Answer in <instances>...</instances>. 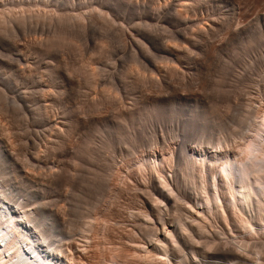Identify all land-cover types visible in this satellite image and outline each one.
Here are the masks:
<instances>
[{"label":"rangeland","instance_id":"rangeland-1","mask_svg":"<svg viewBox=\"0 0 264 264\" xmlns=\"http://www.w3.org/2000/svg\"><path fill=\"white\" fill-rule=\"evenodd\" d=\"M2 1H4L5 2V5L6 6H4L3 4H4V2H2ZM6 1H8V2H6ZM9 1H10V3H9ZM12 1L13 0H0V3H2V10L0 11V19L2 18L3 19V21H4V19H5V21H7V23L9 22L8 20H10V18H14L13 20H15V17L17 18H19V17H21V18H24L25 19V21H23L22 20V23L24 24L25 22H26V26H25V30H26V28L28 29V30H26L27 32H29L28 33V35L27 36H25L24 38H26V39H24L23 38V36H20V37H17V38H20L19 40H17V38L15 37L16 35L15 34H13V33H15L16 31H18V30H20V31H25V30H23L24 29V27L22 28L21 26L23 25L20 21H17L18 20V18L15 20V22H13V20H11V23L13 24V26L12 27H15L14 29L16 30H14V29H10V31L7 33V27H11V26H8L9 25V23L7 24V26L4 24H1V25H3L4 27L6 26V29L4 28V30L6 31V33L8 34H5L4 36H3V34H1L2 35V37H5V38H3V40H4V42L2 43V44H0V88H3V89H5V90H3L4 92H6L5 93V95L7 94V96L9 97V96H12L13 94H16V95H13L12 97L14 98V96H21L20 98H21V101H23L22 102V107L24 106L25 108V110H23V108H22V110L20 109L19 110V107H14V108H17L16 109V112L17 113H15L16 114V116H13L14 115V113H12L13 112V110H14V108H12V107H7V109H10L11 111H9L8 110V112H7V114L5 115V113H4V111H2V110H0V120L2 121H0V125H2V126H4L5 128H6V126H7V128L5 129V128H2V126L0 127V133H2V134H4V132L5 133H7V135L6 134H4L5 135V137H6V139H8V129L10 130V131H12L11 133H9L10 134V137H11V140H13L12 142L11 141H8L9 142V144L13 147V145L15 144L16 145V147L14 148L13 147V149L15 150V152H17L19 155L18 156H20V158H22L21 160H24L26 163L28 162L27 160H29V162L27 163V165H28V167H27V165L26 166H23V165H25L26 163L24 162V161H20L21 163L22 162H24V163H22V166L23 167H26V169L27 170H25V169H23V167L21 166V163L20 162H18V164L16 165V175H18V177H19V179H21L20 177H23L25 174H28V176H30V172H31V175L32 176H30V178L32 177V179L34 180V181H37V182H34L33 181V183H32V190L34 191V192H36L39 196H38V199L36 200V202H35V204L36 205H34V206H41L40 208H44V209H46V210H48V211H53V212H57V211H55V210H58L57 209V207H63V211H61L60 209V211L59 212H61L62 213V216H67V218H66V220H64V218L65 217H62V221H61V223L63 224H61L60 223V226H56L55 228H54V230L52 229V232L54 231L55 232V234H56V239L58 240V239H60V242H62L61 241V238H63V237H67L68 239H70L71 237H73L74 235L73 234H75V235H78V233H79V235L78 236H76V237H74L75 239H74V243H73V240H71L72 242H69V240H67L66 238V240L70 243V245H69V243L64 239V241H66L67 243H65V242H62V243H64V246L66 247V248H68V246H69V251H71L72 252V254H70L71 252H68V250H67V253H69L68 254V256H69V259L68 258H62V259H59L60 261H59V264H69L70 262H72V261H70V257L73 259V260H75V259H77V260H75V262H73V263H75V264H79L80 263V261H81V263L80 264H84V263H86V264H90V262H91V264L93 263V264H96L97 262H99V264L101 263V264H110V263H112V264H120V262H123L122 264H126V261H125V254L127 255V253H128V257L126 256V260L128 261V259L130 260H133L132 258H133V255L136 253L135 252V250L137 251V254H139L138 256H140L139 258H143V256L144 255H148V254H150V253H148L147 252V248L149 247L148 245H151L153 242L155 243V242H157V238L158 237H164L165 235H163L164 233V228L162 229V227L163 226H161V225H159V224H157V222H155L156 220L154 219V218H152L153 220H154V222L151 224V225H153V226H151L150 224H148L149 222H152V221H149L148 219H146V218H144L143 217V215H141L140 213L142 212V214L144 213L145 215H147V216H149L150 215V213H148V208H147V206H146V203L144 204V198H143V196H142V191L141 190H144V189H149L150 188V186H151V182H150V178H151V175L150 174H156L157 172H160L161 174H163L164 176H165V174H166V176H168V175H170V173L171 174H174V173H176V174H174L175 176H177V178H179L180 180H181V182H183L182 183V185H184V187H185V189H187L186 190V195L187 194H189V195H187V197H186V195L185 196H183V198L181 197L180 199L182 200H180V201H178L177 200V193H175V191H173L174 193H175V195L176 196H174V202L172 203V204H170V205H167L164 201H162L163 199L160 197V196H158V195H156V197L158 196V198L160 199H162L160 202L161 203H159V205H160V207L162 206V202L164 203V204H166V205H163L161 208H162V211H163V209H164V211H163V213H165V214H167V217L168 218H170V220L168 219V221H166V223L167 224H171V225H173L174 224V226H175V228L178 230V231H180V229H181V223H186L187 225L189 224V221L190 222H192V220H190V217L189 216H191V215H189V216H187L188 214H192V212H193V210H191L190 211V213L189 212H186V211H188L189 209H187V210H185V207H189V208H191L192 209V207H193V209H195V208H200L201 210H205L206 212H208L207 211V207L205 206V200H206V198H207V195H205L206 193H204V192H202L201 193V191L200 190H198L199 188H196L197 187V185L199 186L200 185V183H201V181H203L204 179L205 180H211L212 181V179L213 180H215L216 181V183L219 181V182H221V178L219 177V175H218V169H219V167H221V163H222V160H223V157L224 156H226L227 154H229V156L233 159V158H237V159H243L244 157H243V154L245 155V152L243 151V147H244V145L247 143V142H249L248 141V139L249 138H251L252 139V134L254 133L253 131H247V132H252V134H249V133H247L246 132V130L245 131H243V126L244 125H242V129L241 128H239L241 125L240 124H238V120H241L242 118H241V116H243V114L241 113V112H244V114H246L245 113V111H246V108H244L245 106H243L244 104H246V103H249L250 101H252L253 99V102H255V100L256 99H258L257 97L258 96H262L263 98H264V2L262 1V0H256V2H255V4L253 3V1L254 0H244V1H246V2H244L243 0H240V3L242 2V4H244V5H242V4H240L239 3V10H235V7L233 8V5L231 4V3H229L228 5H226L225 7H220L217 3L216 4H214V3H211L210 4V6L209 7H205L206 6V4H201V2L202 3H205L204 2V0H185V1H187V2H190L191 4L192 3H194V5L195 6H197L196 8H197V10H196V12H197V14L196 15H193V16H197V17H202L203 18V16H205L204 18V20L206 21H203V22H205V23H207V21L208 20H206V18H208V19H211V18H214L215 20H217V21H222L223 20V18H224V20H226V23H227V25H224L223 27H218V28H216V30L214 31V34H216L217 33V36L215 35H213L212 36V38H211V43L213 44L212 46H214V44H216L214 47H215V49L212 51H210V46H208V48L207 47H203V46H200V47H191V46H186V44H183V45H181L182 47L185 45L187 48L186 49H188V47L190 48V49H188V51H186L185 50V47L184 48H182V51L185 53V51L187 52V53H185V55L187 54H189L188 56L186 55L185 57L187 58H185L186 60V63L184 64V65H182V67H180V69L182 70L183 69V71L187 74V76H189V74H190V76H191V74L196 70V69H200V70H202L201 71V78H204V79H202V80H199L200 81V83L198 82H195V85L193 86V88L192 87H190L191 85H189V84H187V82H184L183 80H182V78H181V80L183 81V83H184V87L182 86L183 85V83H181L182 81H180V79H178V78H176V74H174V75H171L170 77H169V79H170V81L171 82H169L170 83V85L168 84V86H167V84H165L163 81H162V83L160 82H158V86H157V82H156V78H158V79H161L162 80V78H161V76L160 75H158V74H156V71H155V68H156V65H158V66H160V65H164L165 67H168L169 65V67H171L173 64L169 61V60H167L166 58H162V56L161 55H159L158 53H156L155 51H153V49H151V48H148L147 50H146V53L145 52H143L145 55L144 56H146L145 58H143L142 57V55H141V53L140 52H138V55L136 54L137 52L134 50V48L133 47H131L129 44H128V48H127V43H126V41L124 42V40H121V39H123L124 37H123V35L122 36H120L121 35V33L119 32V31H121L122 29H120V30H118V33H120L119 34V36H118V34L116 33V31H117V29H119V27H121L120 25H118V23L120 24V22L119 21H121L122 22V18H123V16H122V4L123 3H125V2H128V1H130V0H123V2H122V0H112V1H109V0H100V1H105V2H107L108 3V1H109V4H114V6L115 7H117L116 8V12L115 13H111V12H109V11H107V9H104V8H100V7H98V6H96V5H94V6H96V11L94 10V8L91 6V8H93V9H91V8H89L90 7V5H88L87 7H88V9H87V11L89 12V10H90V12L88 13L87 11V13L86 12H83L82 10V13H86V14H88V16H86V15H84L85 17H83V18H85V21H86V25H84V26H87L88 27V29L86 28V27H84L83 25H82V23L83 22H80L79 23V21H77L76 19H75V22H74V24L73 23H71L72 24V26L74 25L75 27H78V28H80V27H84V28H86L85 29V31L83 32V31H81V30H83L84 28H80L79 30H76L75 29V27L73 26V27H70L71 26V24H69V22H68V24H66L67 22L66 21H68V20H65V19H61V18H64V17H62L61 15H62V13H63V15L65 14V12H66V8H67V6H65V5H67V0H57L58 2H59V6H57L58 4H57V1H56V3L54 2V4H52V3H47L45 0H23L21 3L23 4H19V2L18 1H15V2H13L12 3ZM88 2L90 1V0H87ZM114 1V2H113ZM132 1H135V0H132ZM142 1V0H141ZM146 2H149V4L150 5H155L156 3H159V4H162L163 2H164V0H161V3L160 2H156L157 0H145ZM166 1V0H165ZM249 1V2H248ZM259 1V2H258ZM24 2V3H23ZM113 2V3H112ZM155 2V3H154ZM249 3V4H246V3ZM15 3V5H13ZM200 3V4H199ZM16 4H18V5H16ZM57 4V5H56ZM256 4H257V8L255 7L256 6ZM263 4V6L261 7V5ZM193 5V6H194ZM212 5V6H211ZM216 5H218V6H216ZM253 5H255V6H253ZM121 8H120V7ZM232 6V7H231ZM259 6H260V9H259ZM1 7H0V9H1ZM201 7H203V8H201ZM244 7V8H243ZM98 8H100V9H103V10H100V12H102V13H106L104 16L103 15H100V17L99 16H97L98 14H100L99 13V11H98V13H97V9ZM198 8H201V9H198ZM209 8V9H208ZM216 8V9H215ZM86 9H83L84 11L86 10ZM118 9V10H117ZM234 9V10H233ZM106 10V11H105ZM248 10V11H247ZM260 10V11H259ZM80 10H78L77 11V13L79 12H81ZM221 11H223V13L221 12ZM235 11L237 12H241L240 14H238V13H235ZM246 11V12H245ZM109 12V13H108ZM119 12V13H118ZM224 12H226V13H224ZM234 12V13H233ZM61 13V14H60ZM94 13V14H93ZM101 13V14H102ZM210 15H209V14ZM221 13H222V15H221ZM245 13V14H244ZM107 14L108 15H110V14H112V15H110L109 16V18H114V20H115V22L114 21H112V19H111V21L112 22H114L113 23V25H115V26H113V25H111L112 23H109V22H111L110 20H107V19H109V18H107L108 16H107ZM114 14V15H113ZM121 14V15H120ZM202 14H204L203 16H202ZM207 14H208V16H207ZM214 14V15H213ZM216 14V15H215ZM236 15L235 17H234V15ZM237 14H238V16H237ZM90 15H91V17H90ZM200 15V16H199ZM225 15V16H224ZM240 15H241V17H240ZM244 15V16H243ZM107 16V17H106ZM113 16V17H112ZM211 16H213V17H211ZM217 16V17H216ZM224 16V17H223ZM227 16V17H226ZM27 18V20H26V18ZM55 17V18H54ZM88 17H90L89 18V20H90V22H91V24L92 23H96V25H91V24H89V20H88ZM96 17V18H95ZM99 17V18H98ZM101 17H103V18H101ZM117 17V18H116ZM120 19H119V18ZM223 17V18H222ZM21 18H19L20 20H21ZM46 18V19H45ZM53 18V19H52ZM57 18V19H56ZM86 18H87V20H86ZM101 18V19H100ZM226 18H228V19H226ZM1 19V20H2ZM58 19H59V21H58ZM79 19H81V18H79ZM117 19V20H116ZM119 19V20H118ZM233 19H235V20H233ZM238 19V20H237ZM0 20V21H1ZM34 20V21H33ZM53 20V21H52ZM61 20H63V21H61ZM83 20V19H82ZM81 20V21H82ZM92 20V21H91ZM4 21V22H5ZM16 21L19 23L18 25H21L20 27H21V29L20 28H18L19 26H16ZM33 21V22H32ZM58 21V22H57ZM76 21H77V24H78V26H76L77 24H76ZM93 21H97V22H93ZM220 21V22H221ZM4 22H2V23H4ZM53 24H52V23ZM61 22V23H60ZM64 22H65V24H66V26H65V24H64ZM88 22V23H87ZM209 22V21H208ZM233 23V27H231L230 28V24H232ZM10 23V24H11ZM15 23V24H14ZM123 23H125L124 21L122 22V24ZM230 23V24H229ZM237 23V24H236ZM11 24V25H12ZM32 24V25H31ZM76 24V25H75ZM88 24V25H87ZM0 25V26H1ZM79 25H81L80 27H79ZM118 25V26H117ZM33 26V27H32ZM123 26H125V25H123ZM122 26V27H123ZM239 26V27H238ZM32 27V28H31ZM38 27V28H37ZM56 29H55V28ZM66 27V28H65ZM67 27H70L71 28V30H72V33L73 32H76V31H79V32H81V34L79 33L78 35H77V32H76V34L75 33H73L75 36H73L74 37V43H71V39H72V33H71V30H70V28H67ZM121 27V28H122ZM2 28V27H1ZM30 28V29H29ZM34 28V29H33ZM73 28H74V30H76V31H74L73 30ZM77 28V29H78ZM93 29V30H92ZM113 29V30H112ZM171 29V28H170ZM218 29V30H217ZM227 29V30H226ZM259 29V30H258ZM3 30V29H2ZM30 30V31H29ZM69 32H68V31ZM163 30V31H162ZM12 31V32H11ZM15 31V32H14ZM37 31V32H36ZM219 31V32H218ZM0 32H3V31H0ZM26 32V33H27ZM36 32V33H35ZM53 34H52V33ZM67 32V33H66ZM159 33H161V34H163L162 36H161V34H160V37L162 38L163 36L165 37H163L164 39V42H166L168 39H169V41H167V42H170L171 41V43L173 42V40L175 39V38H172L173 36H171L170 37V32H169V30L167 31V29H165V27H160V29H159V31H158ZM163 32V33H162ZM165 32V33H164ZM223 32V33H222ZM234 32V33H233ZM236 32H237V36L235 35L236 34ZM11 33V34H10ZM70 33V34H69ZM83 33H85V34H83ZM101 33V34H100ZM158 33V34H159ZM168 33H169V35H168ZM252 33V34H251ZM263 33V34H262ZM35 34V35H34ZM71 36V39L69 40V35ZM72 34V35H71ZM106 34V35H105ZM115 34V35H114ZM116 34H117V36H116ZM262 34V35H261ZM13 35V36H12ZM26 35V34H25ZM37 35V36H36ZM103 35V36H102ZM234 35V36H233ZM255 35V36H254ZM6 36H8L7 38H6ZM69 37V38H66V37ZM77 36V38H75ZM78 36H80V37H78ZM83 36V37H82ZM94 36V37H93ZM100 36V37H99ZM111 36V37H110ZM219 36V37H218ZM233 36V37H232ZM39 37V38H38ZM110 37V38H109ZM119 37H122L121 39L119 38ZM169 37V38H168ZM14 38H16V40H14ZM36 38V39H35ZM43 38V39H42ZM78 38H79V41L81 42H78ZM168 38V39H167ZM11 41H10V40ZM23 39V40H22ZM31 39H33V40H31ZM40 39V40H39ZM44 41V44H42V40ZM47 39H49V40H47ZM65 39V40H64ZM81 39V40H80ZM108 39V40H107ZM167 39V40H166ZM261 39H263V40H261ZM8 40V41H7ZM100 40V41H99ZM110 40V41H109ZM122 42H121V41ZM176 40H178L177 38H176ZM176 40H174V42L173 43H175L176 42ZM213 40V41H212ZM14 41V42H13ZM20 41V42H19ZM35 41H37L38 42V44H37V42L35 43ZM39 41H41V43H39ZM46 41V42H45ZM77 41V42H76ZM7 42V43H6ZM11 42V43H10ZM19 42V43H18ZM31 42H33V44L31 43ZM49 42V43H48ZM85 42V43H84ZM95 42V43H94ZM102 42V43H101ZM178 43H175V44H180V42H179V40L177 41ZM9 43V44H8ZM14 43H16V45H18L19 47H21V48H23V50H24V52L25 51H27V52H25L26 54L27 53H29V55H28V57H29V65L27 64L26 65V63H20V64H18L19 63V61H17L16 59V54H15V51H14ZM47 43V45H45ZM51 43V44H50ZM97 43V44H96ZM100 43L102 44L101 46H103V47H100ZM21 44H22V46H21ZM40 44H42V45H44L43 47L41 46L40 47ZM88 44V45H87ZM123 44V45H122ZM226 44V45H225ZM11 45H13V46H11ZM34 45H35V47H34ZM36 45H38V46H36ZM34 48H33V47ZM88 46H89V48H88ZM179 47H181L180 45H178ZM246 46H247V48H246ZM44 47H46V48H44ZM81 49H80V48ZM131 47V48H130ZM244 47V48H243ZM29 48V49H28ZM38 48V49H37ZM40 48V49H39ZM42 48H44V49H42ZM77 48V49H76ZM87 48V49H86ZM133 48V49H132ZM217 48H218V51H217ZM246 48V49H245ZM130 49H132V50H134V54H136V55H133V53H131V52H133V51H131ZM181 49V48H180ZM184 49V50H183ZM78 50H79V52H78ZM75 51V52H74ZM147 51L149 52V55H148V53H147ZM200 51V52H199ZM70 52V53H69ZM78 52V53H77ZM136 52V53H135ZM202 52H205L203 55H202ZM206 52L209 54V57H207L206 55H208V54H206ZM214 53V54H212V53ZM47 53V54H46ZM95 53V54H94ZM154 53L156 54L155 56H154ZM32 56H31V55ZM44 54V55H43ZM69 54V55H68ZM74 54V55H73ZM140 54V55H139ZM62 55V56H61ZM81 55H83V57L81 56ZM132 55V56H131ZM157 55H158V57H157ZM203 57H202V56ZM212 55V56H211ZM134 56V57H133ZM136 56V57H135ZM197 56H198V58H199V60H198V58H197ZM65 59H64V58ZM77 57V58H76ZM79 57V58H78ZM141 57V58H140ZM153 57V58H152ZM155 57V58H154ZM204 57H206V58H204ZM10 58H11V60H10ZM32 58V59H31ZM83 58V59H82ZM89 58V59H88ZM147 58V59H146ZM150 58V59H149ZM204 58V59H203ZM211 58V59H210ZM226 58V59H225ZM68 59V60H67ZM138 59V60H137ZM167 61H166V60ZM195 59H197V60H195ZM63 60V61H62ZM65 60H67L68 62H65V63H67L66 65H68L67 67H65L66 65H65V63H64V61ZM74 60V61H73ZM86 60H88L87 62H86ZM142 60H144V62L142 61ZM148 60V61H147ZM156 60H157V62H156ZM196 62H195V61ZM202 60H203V62H202ZM30 61H32L31 63H30ZM72 61V62H71ZM84 61V62H83ZM164 61L165 62H167V63H164ZM170 63H169V62ZM204 61L206 62V63H204ZM210 61V62H209ZM86 62V63H85ZM88 62L90 63L91 62V64H88ZM147 62V63H146ZM161 64H160V63ZM163 62V63H162ZM194 62V63H193ZM201 62V63H200ZM215 62V63H214ZM61 63V64H60ZM69 63V64H68ZM83 63H85V64H83ZM122 63V64H121ZM197 65H196V64ZM201 64V66H200V64ZM24 64V66H22ZM33 64V65H32ZM64 64V65H63ZM86 64H88L89 66H91L93 69H95L96 70V72L98 71V74H99V71H100V73H101V75H104V76H102V79L104 80V79H106V82H104L103 80H99L97 77H94V79H93V77L91 78V75L89 76V75H87L88 73L87 72H89L88 70H90L91 68L90 67H88V65L87 66H85ZM143 64V65H142ZM187 64V65H186ZM189 64V65H188ZM208 64V65H207ZM20 65V66H19ZM124 65V66H123ZM166 65H168V66H166ZM186 65V66H185ZM59 66H62V67H59ZM146 66V67H145ZM188 66V67H187ZM198 68H197V67ZM22 69H20V68ZM50 67V68H49ZM53 67H55V68H57V67H59L60 68V73H61V76H63V77H65V78H67L68 76V82L70 83H68L69 85H67V87L69 86V88H67L66 89V91H64L65 93H66V96H65V94H64V92L62 91V89H60L61 88V86H60V84L57 82H55V81H53V82H51V79H50V69H52ZM64 67V68H63ZM75 69H74V68ZM82 67H84V68H82ZM117 67V68H116ZM133 67H135V68H133ZM163 67V66H162ZM189 67H190V69H189ZM25 68V69H24ZM48 68V69H47ZM67 68H68V70H67ZM86 68H88V70L86 69ZM90 68V69H89ZM131 70H130V69ZM145 68V69H144ZM148 68V69H147ZM71 69H73V70H71ZM84 69H86V71L84 70ZM133 69V70H132ZM153 69H154V71H153ZM207 69V70H206ZM25 70V71H24ZM63 70V71H62ZM92 70V69H91ZM90 70V71H91ZM95 70H92V71H95ZM127 70V71H126ZM23 71V72H22ZM31 71V72H30ZM62 71V72H61ZM71 72V75H70V73L69 72ZM73 71V72H72ZM83 73H82V72ZM128 71H133L132 73H133V75L131 74V72H129L128 73ZM134 71H135V73H137V71L139 72V73H141V75L139 74V73H137V74H135L134 73ZM152 71V72H151ZM190 71V72H189ZM22 72V73H21ZM26 72V73H25ZM65 72H67V73H69V75H67L66 73L64 74ZM76 72V73H75ZM95 72V73H96ZM105 74H104V73ZM110 73V76H106V75H109L108 73ZM121 72V73H120ZM127 72V73H126ZM205 72V73H204ZM222 72V73H221ZM26 74V76H27V78H29L30 76V79H27V80H30V82H29V84H28V81H26L23 77H26V76H24L25 74ZM29 73V74H28ZM42 73V74H41ZM90 73H92V72H90ZM146 73V74H145ZM221 73V74H220ZM23 75L22 77H19V75ZM30 75L29 77H28V75ZM125 74H127L128 76H126ZM131 74V75H130ZM143 74V75H142ZM153 74V75H152ZM155 74H156V76L158 75V77H156L155 76ZM20 75V76H21ZM33 75V76H32ZM75 75H76V77H75ZM77 75H78V77H77ZM130 75V76H129ZM140 75V77H141V80H139L140 79V77L138 78V79H135V77H133V76H139ZM145 75H146V77H145ZM176 75V76H175ZM220 75V76H219ZM38 76V77H37ZM40 76H42V77H44L46 80H47V82L48 81H50V82H48L49 83V86L51 87V86H54V87H49V89H47V92L45 93V96H43V92H42V89H41V86L40 85H38L39 84V81L41 80V77ZM73 77L74 76V78H75V80H74V78H70V77ZM98 76V75H97ZM111 76H113L114 78V82H111V81H109V77H111ZM151 76V77H150ZM215 76V77H214ZM40 77V78H39ZM144 77H145V79H144ZM160 77V78H159ZM173 77H175V79H172ZM77 78H79L78 80H77ZM89 78V79H88ZM95 78H97V79H95ZM99 78H100V76H99ZM121 78V79H120ZM218 78H219V80H218ZM24 81H22V80ZM34 79V80H33ZM37 79L39 80V81H37ZM44 79V80H45ZM80 79L82 80V81H80ZM93 80V82H91L92 80ZM101 79V78H100ZM108 79V80H107ZM122 79H124V80H122ZM127 79V80H126ZM128 79H129V81H128ZM137 80V81H139L138 82V84H137V81H135V80ZM143 79H144V81H143ZM154 79H155V83H153V81H154ZM177 79V80H176ZM73 80V81H72ZM77 80V81H76ZM85 80V81H84ZM87 80V81H86ZM94 80H96V82L94 81ZM146 80V81H145ZM152 82H150V81ZM153 80V81H152ZM161 80H159V81H161ZM179 80V81H178ZM24 83H22V82ZM72 83H71V82ZM98 81V82H97ZM100 81V82H99ZM120 81V82H119ZM122 81V82H121ZM125 81V82H124ZM126 81L128 82V83H126ZM142 81V82H141ZM158 81V80H157ZM201 81H203V83L201 82ZM2 82V83H1ZM36 82H38V83H36ZM80 82V83H79ZM83 82V84H81ZM95 82V83H94ZM146 82H147V84H146ZM4 83V84H3ZM19 83V84H18ZM28 85H27V84ZM100 85H99V84ZM118 83V84H117ZM122 83V84H121ZM136 83V84H135ZM140 83V84H139ZM143 85H142V84ZM145 83V84H144ZM172 83H174V85L172 84ZM179 83V84H178ZM186 83V84H185ZM207 83V84H206ZM217 83V84H216ZM8 84V85H7ZM14 84V85H13ZM73 84V85H72ZM77 84H80V87L77 85ZM93 84V85H92ZM116 84V85H115ZM156 84V85H155ZM163 84V85H162ZM172 84V85H171ZM177 84V85H176ZM5 85V86H4ZM75 85V86H74ZM84 87H83V86ZM151 85H153V86H151ZM167 87H166V86ZM180 85V86H179ZM205 85V86H204ZM216 85V86H215ZM2 86V87H1ZM11 88H9V87ZM18 86V87H17ZM20 86V87H19ZM21 86H23V87H21ZM25 86V87H24ZM26 86H27V88H26ZM40 86V87H39ZM59 86H60V88H59ZM72 86V87H71ZM74 86V87H73ZM97 86V87H96ZM160 86V87H159ZM162 86V87H161ZM170 86V87H169ZM174 86V87H173ZM7 87V88H6ZM31 87V88H30ZM40 89H39V88ZM126 87V88H125ZM176 87H178V88H176ZM195 87V88H194ZM14 88V89H13ZM71 88H73V89H71ZM77 88H79V89H81L80 91H81V93H80V91L79 90H77ZM82 88H84V89H82ZM86 88V89H85ZM129 88H130V90H129ZM143 90H142V89ZM144 88H145V90H144ZM151 90V92H150V90ZM154 88V89H153ZM175 88V89H174ZM192 88V89H191ZM213 88V89H212ZM216 90H215V89ZM218 88V89H217ZM28 89V90H27ZM105 90V91H103V90ZM172 89V90H171ZM196 89V90H195ZM204 89V90H203ZM1 90V89H0ZM9 90V91H8ZM11 90H12V93H11ZM41 90V91H40ZM49 90V91H48ZM67 90L69 91V92H67ZM74 90V91H73ZM141 90L144 92H141ZM153 90V91H152ZM176 90V91H175ZM179 92H178V91ZM192 90H194V91H192ZM13 91H15V92H13ZM21 91H23V92H21ZM62 91V92H61ZM72 91L74 92V93H72ZM80 93V95H78L79 93ZM192 91V92H191ZM219 91V92H218ZM20 92V93H19ZM29 92V93H28ZM42 92V93H41ZM86 92V93H85ZM104 92V93H103ZM125 92V93H124ZM135 92V93H134ZM167 92V93H166ZM175 92H177V93H175ZM184 92V93H183ZM217 92V93H216ZM19 93V94H18ZM72 93V94H71ZM88 93V94H87ZM172 93V94H171ZM191 93H194L196 96H193L194 94H191ZM219 93V94H218ZM222 93V94H221ZM115 94V95H114ZM144 96H143V95ZM198 94V95H197ZM62 95H64V96H62ZM74 95V96H73ZM148 96V97H146V96ZM176 95V96H175ZM55 96V98H56V96L58 97L57 99H55L54 100V97ZM61 96V98L63 99H61V98H59ZM77 96V97H76ZM91 96V98H93L92 100H90L89 98H87V97H90ZM93 96H95V97H93ZM134 96V97H133ZM141 96H143V97H141ZM150 96V97H149ZM156 96V97H155ZM212 96H214V98L215 97H217V98H215V102L214 101H212L213 99V97ZM218 96H221V97H223V96H225V97H223L221 100H219L221 97H219L218 98ZM226 96H228L227 97V99H226ZM234 98H233V97ZM235 96H236V98H235ZM251 96V97H250ZM254 98H253V97ZM11 97V98H12ZM26 97H27V100H26ZM48 97V98H47ZM50 97V98H49ZM70 99H69V98ZM116 97V98H115ZM133 97V98H132ZM145 97V98H144ZM157 97H160V98H157ZM198 97V98H197ZM229 97H230V100H229ZM232 97V98H231ZM249 97L251 98V100L249 99ZM10 98V97H9ZM10 98V99H11ZM73 98V99H72ZM85 100H84V99ZM121 98H122V100H121ZM139 98L143 101V103H142V101H140L139 100ZM143 98L145 99V100H147L146 102H145V100H143ZM148 98V99H147ZM150 98V99H149ZM153 98V99H152ZM47 99L48 101H50V102H46V103H49L48 105V110H49V114L52 116L51 118H53L54 116H56L57 115V119L58 118H60V119H58L59 121H62V119H64V121L63 122H67V124H68V129L66 130V138H67V142L68 143H70V145H68V146H66L67 147V150L68 151H66V148L64 147V149H60V147H59V145H56V144H52V143H48L47 142V145L49 146V154H48V156L49 157H47V150H48V146H46V142L45 141H47L46 139H47V135H46V133H48V131L46 132V131H44V132H46V133H44L43 132V134H44V136H43V134H42V132H41V129L42 130H44V128L43 127H40L41 125L37 122L39 119H41L42 117V115H44V114H42V113H40L41 111L40 110H38L39 109V105L41 104V103H44V101ZM60 99V100H59ZM68 99V100H67ZM100 99V100H99ZM131 99V100H130ZM136 99V100H135ZM156 99V100H155ZM158 99V100H157ZM204 101H203V100ZM218 99V100H217ZM225 99L227 100V102L225 101ZM237 99V100H236ZM36 100V101H35ZM52 100V101H51ZM65 100V101H64ZM77 100V101H76ZM94 100V102H96L97 104H99L98 106V108L96 107L97 106V104H95V103H92V101ZM99 100V101H98ZM127 100V101H126ZM200 100V101H199ZM229 100V101H228ZM234 100L235 101H237V102H235L234 103ZM2 100H0V102H1ZM57 101V102H56ZM62 101V102H61ZM73 101V102H72ZM76 101V102H75ZM101 101V102H100ZM151 101H152V104H151ZM242 101V102H241ZM3 102V101H2ZM52 102V103H51ZM78 102V103H77ZM91 102V103H90ZM98 102H100L101 103V105H100V103H98ZM124 102V103H123ZM150 102V103H149ZM160 102V103H159ZM213 104L214 106H212L211 104ZM219 102V103H218ZM228 102L230 103V102H232L231 103V106L230 107H232V106H234V107H232V111H230L231 110V108L229 107L228 108V106L227 105H229L228 104ZM39 103V104H38ZM63 103V104H62ZM103 103H104V105H103ZM114 103V104H113ZM135 103V104H134ZM215 103H217V104H215ZM224 103H225V105L226 106H224ZM236 103H241V104H239V106L241 105V106H243V107H237V108H235L236 106H237V104ZM2 104H4V106H1V108L3 107L4 109L6 108V104H5V102H3V103H1L0 105H2ZM27 104H29L28 106H26ZM51 104H53V106L51 105ZM91 104H95L94 106L96 107V110L94 109L95 107H92V105ZM118 104V105H117ZM119 104H120V107L122 106L123 108L125 107V109L128 111H126L125 109H124V111H123V109L122 108H120L121 109V111H119L118 109V106H119ZM124 104H125V106H124ZM149 106H148V105ZM218 104H219V106H218ZM222 106H221V105ZM234 104H236V105H234ZM257 106H258V104H260V103H255ZM52 107H51V106ZM110 105V106H109ZM114 105H115V107H114ZM117 105V106H116ZM153 105V106H152ZM157 105H158V107H157ZM205 105V106H204ZM209 105V106H208ZM32 107V110L33 109H35L36 108V110L38 111H34L35 113L37 112L38 114H36V117H35V113L33 112V114H29V112L27 111V107L28 108H31ZM37 106V107H36ZM130 106V107H129ZM133 107V109H135L136 108V106L137 107H139V106H141V109H140V107L139 108H136L135 110H131V108ZM215 106H217V107H215ZM33 107H35V108H33ZM80 107V108H79ZM116 107L118 108V109H116ZM149 107H151V108H149ZM155 107V108H154ZM212 107V108H211ZM225 107V108H224ZM227 107V108H226ZM0 108V109H1ZM108 108V109H107ZM215 108V109H214ZM217 108V109H216ZM220 108V109H219ZM239 108V109H238ZM244 110H242V109ZM7 109H5V110H7ZM51 109H53V110H51ZM62 109V110H61ZM92 109V110H91ZM94 109V110H93ZM131 111H130V110ZM151 109H152V111H151ZM155 110V112H154V110ZM158 109H160V111L158 110ZM213 109V110H212ZM227 109V110H226ZM228 109H230L229 111V115H228ZM236 109H237V112H236ZM85 110V111H84ZM98 110H100L99 111V113L100 114H98ZM149 110L151 111V112H149ZM203 110H211V111H214V115H215V117L214 118H212V119H203L202 117H200L199 115H198V111H203ZM215 110H217V112L215 111ZM220 112H219V111ZM226 110V111H225ZM233 110H234V112H233ZM242 110V111H241ZM18 111H20V113L18 112ZM21 111H23V112H21ZM50 111H52V112H50ZM69 111V112H68ZM97 112V115H98V117H100V119H101V122H98V120H100L99 118H97V117H93L94 119H92V117L91 116H94L95 114H96V112ZM119 111V112H118ZM130 111V112H129ZM140 113V115L141 116H137L138 115V112ZM239 111V112H238ZM24 112H25V114L27 115V113L29 114V116H27V117H30V118H27L26 116H25V114H24ZM63 112H65V113H63ZM82 112V113H81ZM111 112V113H110ZM122 113L121 114V118L120 117H118V114L119 113ZM132 112H134V113H132ZM219 112V113H218ZM23 113V114H22ZM39 113H40V115H39ZM53 113V114H52ZM91 113V114H90ZM130 113H131V115H130ZM204 113V112H203ZM219 114V115H217V114ZM227 113V114H226ZM231 113V114H230ZM235 113H237V114H235ZM241 113L242 115H239V114ZM19 114V115H18ZM42 114V115H41ZM64 114V115H63ZM68 114V117L66 116ZM93 114V115H92ZM114 114V115H113ZM128 114V115H127ZM132 114H134V115H132ZM233 114H234V117H232L233 116ZM91 115V116H90ZM96 115V116H97ZM109 115V116H108ZM130 115V116H129ZM136 115V116H135ZM158 115V116H157ZM221 115H223L228 121H232L231 123H233L234 125H231L230 124V122L228 123L227 122V120L225 119V118H221V117H223V116H221ZM228 115V116H227ZM235 115H236V117H235ZM13 116V117H12ZM23 116H25L26 118H27V120H26V118L25 117H23ZM31 116H33V118L31 117ZM58 116H61V117H58ZM84 116V117H83ZM104 118H103V117ZM122 116H124V117H126L125 119L122 117ZM127 116H128V118H127ZM132 116V118H130ZM150 116H151V118H150ZM230 116V117H229ZM14 117H16V118H14ZM21 117H23L24 119L21 121ZM38 117V119H35V118H37ZM76 117V118H75ZM79 117V118H78ZM81 117H83V118H81ZM86 117L88 118V119H86ZM89 117H90V119H92V121L89 119ZM140 117H143V118H140ZM146 117V118H145ZM178 117V118H177ZM217 117V118H216ZM10 118V119H9ZM73 118V119H72ZM103 118V119H102ZM140 118V119H139ZM146 119V121H145V119ZM232 118V119H231ZM236 119V122H234L235 121V119ZM28 119L30 120V124L28 123ZM34 119H35V121H34ZM53 119H55V117L53 118ZM57 119H55V120H57ZM70 119V120H69ZM72 119V120H71ZM77 119H78V122H77ZM96 119V120H95ZM125 120V121H123V120ZM134 119V120H133ZM143 119H144V121H143ZM230 119V120H229ZM233 119H234V121H233ZM238 119V120H237ZM18 122H17V121ZM83 120V121H82ZM103 120V121H102ZM105 120V121H104ZM127 120V121H126ZM141 120V121H140ZM163 120V121H162ZM193 120V121H192ZM223 120H224V122L225 123H223ZM20 121V122H19ZM26 121V122H25ZM73 121V122H72ZM84 121H86L85 123L87 124H85V123H83ZM88 121V122H87ZM94 121H96V122H94ZM109 121H110V123H109ZM134 121V122H133ZM192 121V122H191ZM218 121H220L221 123H219ZM5 122V123H4ZM16 122H17V124H16ZM35 122V123H34ZM71 122V123H70ZM75 122V123H74ZM92 122V123H91ZM94 122V123H93ZM146 122V123H145ZM25 123V124H24ZM28 125H27V124ZM37 123V124H36ZM77 123V125H75ZM81 125H79V124ZM82 123V124H81ZM102 123V124H101ZM239 123H240V121H239ZM7 124V125H6ZM39 124V125H38ZM73 124V125H72ZM90 125V127L92 128V127H97L98 128V126L99 125H101V126H99V129H100V127L104 130H102V129H100L101 130V132H102V134L104 135V138L102 139L101 138V146L102 145H104V144H106V147L104 148V149H101L102 147L100 146V143L98 144L97 142H100V138H99V136H100V133L101 132H98V131H100L99 129H97V128H92V129H90V127H89V125ZM99 124V125H98ZM225 124V125H224ZM228 124H230V125H228ZM236 124V125H235ZM6 125V126H5ZM16 125V126H15ZM77 126V128H80V129H77L75 126ZM79 125V126H78ZM84 125H86V128L84 127ZM96 125V126H95ZM121 127H120V126ZM140 125V126H139ZM160 125H162V126H160ZM221 125H223V126H221ZM227 125V126H226ZM237 125H240L238 128L236 127ZM72 127V129H69V127ZM104 126V127H103ZM139 126V127H138ZM218 126L220 127V128H218ZM232 126H234L235 127V129L237 128V130L240 132V134H239V132L238 131H235L234 132V128H233V131H232ZM29 127V128H28ZM31 127V128H30ZM38 127H39V130H38ZM119 127V128H118ZM198 127V128H197ZM215 127H216V129L218 128V129H220V132L217 134V132L215 133L216 135H220V134H223V135H220L221 137L223 136V138L224 139H226L225 141L227 142V144H226V142L224 143V145H222V147H221V149L220 148H218V147H209L208 146V144H206V141H207V139H209V138H211L212 137V134L214 133V131H215ZM226 127V128H225ZM230 127H231V132L229 133V129H230ZM2 128V129H1ZM89 128V129H88ZM142 128V129H141ZM222 128V129H221ZM3 129H5V131L3 130ZM13 129V130H12ZM32 130L31 132H29V130ZM46 129V128H45ZM74 129V130H73ZM75 129H77V131L75 130ZM86 129H88L87 130V132L86 131H84V130H86ZM105 129H106V131H105ZM131 129V130H130ZM21 130V131H20ZM36 130V132L34 133V131ZM37 130H38V132H37ZM68 130H70L69 132H68ZM90 130H92V131H94L95 130V132H93L94 133V135H97L96 136V138L98 137V140L97 139H95V136H92V131H90ZM131 132H130V131ZM240 130H242L243 131V133H242V135H241V131ZM3 131V132H2ZM9 131V132H10ZM96 131L99 133V134H95L96 133ZM109 131V132H108ZM163 131V132H162ZM224 131V132H223ZM226 131H228V132H226ZM15 132H17L18 133V135H17V133H15ZM27 132V133H26ZM39 132H40V134H41V136L40 135H38L37 136V134L36 133H38L39 134ZM49 132H50V130H49ZM70 133L71 134V136L68 134V133ZM74 132V133H73ZM78 132V133H77ZM81 134H80V133ZM138 132V133H137ZM156 132V133H155ZM222 132V133H221ZM232 132H233V134H232ZM238 132V133H237ZM19 133H20V135H19ZM32 133V134H31ZM76 133V134H75ZM84 133H85V135H84ZM91 133V134H90ZM130 133V134H129ZM132 133V134H131ZM228 133V134H227ZM240 135L239 136V138H238V135ZM245 133H247V134H245ZM13 134H15L14 135V137H13ZM23 134V135H22ZM36 134V135H35ZM73 134L75 135L74 137H73ZM78 134V135H77ZM80 134V135H79ZM87 134H88V136H87ZM92 136H90V135ZM101 134V135H102ZM137 134V135H136ZM224 134H227V135H224ZM16 135H17V137L18 138H20V140L19 139H17L16 138ZM29 135V136H28ZM30 135H33V137L31 136V138H29L30 137ZM163 135V136H162ZM231 135H233V138H230V136ZM235 135V136H234ZM244 135V137H245V135H247L246 136V138H248L246 141H245V139L243 138V139H241L242 138V136ZM42 137V140L44 139V138H46V139H44L43 140V142H44V144H42V140L40 139V137ZM80 136H82V137H80ZM120 136V137H119ZM137 136V137H136ZM229 137L230 139H228L227 137ZM237 136V137H236ZM250 136V137H249ZM9 137V138H10ZM26 139H25V138ZM84 137H86L85 139H84V141H83V143H82V140H83V138ZM88 137H90V138H88ZM101 137V136H100ZM132 137V138H131ZM165 137L167 138V140L165 139ZM172 139H171V138ZM199 137V138H198ZM232 137V136H231ZM15 140H14V139ZM22 138H24V140L26 141H22ZM33 138H35L36 140H34ZM71 138H73V139H71ZM94 138V139H93ZM105 138H107V139H105ZM135 138V139H134ZM151 138V139H150ZM159 138V139H158ZM204 138V139H203ZM237 138V139H236ZM16 139L18 140V142L16 141ZM29 139V140H28ZM69 139H71V140H69ZM78 140V142H79V144H81V145H78L77 146V151L79 152V149L81 148V147H83V149L86 151V150H88L89 151V153H91L92 155H90V154H88V152H85L82 148H81V153L79 154L76 150H74V149H76V144L74 143V145L72 144L73 143V141L74 142H76V143H78L77 141H75V140ZM82 139V140H81ZM87 139V140H86ZM89 139H91V141H92V143H91V149H90V147L89 146H87L88 144H85V143H88V140ZM164 139V140H163ZM235 139V140H234ZM9 140V139H8ZM70 142H69V141ZM94 140H95V143H94ZM103 140L104 141H106V140H108V142L106 141L105 143H103ZM129 140V141H128ZM131 140V141H130ZM157 140V141H156ZM233 140V141H232ZM246 142H244V141ZM250 140V139H249ZM15 141V142H14ZM20 141H21V143L23 142H25V144H23V145H20ZM27 141H29L28 142V144H27V146L25 147L24 145H26V143H27ZM39 141V143H37ZM97 141V142H96ZM124 141V142H123ZM138 141V142H137ZM160 141V142H159ZM229 141V142H228ZM230 141H231V143H230ZM18 144H17V143ZM36 142V143H35ZM72 142V143H71ZM153 142V143H152ZM159 142V143H158ZM165 142L168 144H165ZM180 142V143H179ZM13 143V144H12ZM33 143H35L36 144V146L33 144ZM40 143H41V146H40ZM89 143V144H90ZM94 143V144H93ZM97 143V144H96ZM108 143H109V145H108ZM133 143V144H132ZM139 143V144H138ZM151 143H152V145H151ZM155 143V144H154ZM160 144L159 145V147H158V145L157 144ZM188 143V144H187ZM241 143V144H240ZM39 144V145H38ZM72 144V145H71ZM93 144V145H92ZM125 144V145H124ZM137 144V145H136ZM178 144H183V145H186V146H188V150H187V155H188V157L190 156L191 158L193 157V159H194V155H195V162H196V167H195V163H194V168H193V170H195L194 171V178H193V176L190 178L189 176H188V174H186L185 176H187V179L189 180H185L186 178H185V176H184V174L183 173H181L182 171H181V168H180V170L178 169L179 167H180V165H179V163H178V154H177V152L175 153V148H176V146L178 145ZM194 144V145H193ZM198 144V145H197ZM204 144V145H203ZM236 144H238V145H236ZM53 145H55L54 146V148H56V149H54V148H52L53 147ZM108 145V146H107ZM136 145V146H135ZM202 146V148L200 147V146ZM227 145H228V147H227ZM33 146H35V147H39V148H41V149H39L38 147H37V149H35V147H33ZM45 146V147H44ZM71 146V147H70ZM72 146L73 147H75V148H72ZM85 146V147H84ZM95 148H94V147ZM99 146V149L97 148V147ZM105 146V145H104ZM132 146V147H131ZM195 146V147H194ZM197 146V147H196ZM205 146V147H204ZM243 146V147H242ZM20 147V148H19ZM21 147H25V149L24 148H21ZM43 147V148H42ZM80 147V148H79ZM87 147H89L88 149H87ZM94 149H96L97 148V150H92L93 148ZM129 147V148H128ZM162 147V148H161ZM232 147V148H231ZM239 147V148H238ZM240 147H242V149H240ZM28 148V149H27ZM45 148V149H44ZM70 148H72V149H70ZM79 148V149H78ZM121 148H122V150H121ZM198 148V149H197ZM204 148V149H203ZM209 148V149H208ZM234 148V149H233ZM25 150L26 151V153L27 152H29L28 153V155H25L26 153H25V151H22V150ZM43 149V150H42ZM47 149V150H46ZM52 149V150H51ZM58 149V150H57ZM161 149H163V151L161 152ZM167 151H170V153L167 151H165V150ZM190 149V150H189ZM238 149V150H237ZM29 150H31V151H29ZM35 150H37L36 152H35ZM40 150V151H39ZM55 150H57L56 151V153H55ZM63 150H64V152L65 153H63ZM71 150H72V152H71ZM204 150V151H203ZM218 150V151H217ZM224 150V151H223ZM240 150H241V152H240ZM22 151V152H21ZM32 151L33 152H35V153H33V155H31V153H32ZM42 152V151H46V152H44V154L46 155V158L45 159H43L44 158V154H43V152L41 153V154H43V157H41V159H42V162H36L35 160H34V158H33V156L37 153V152ZM53 151V152H52ZM61 151H62V153H61ZM71 153H70V152ZM93 151V152H92ZM96 153H95V152ZM116 151V152H115ZM123 152V154H122V152ZM137 151V152H136ZM141 151H143V152H141ZM150 151V152H149ZM194 151V152H193ZM59 152V153H58ZM76 152V153H75ZM82 152L83 153H85V154H82ZM103 152V153H102ZM141 152V153H140ZM188 152L190 153V155L188 154ZM228 152V153H227ZM240 152V153H239ZM244 152V153H243ZM21 153V154H20ZM73 153H75V154H73ZM116 153V154H115ZM120 153V154H119ZM137 153V154H136ZM140 153V154H139ZM143 153H145V154H143ZM164 154V156L162 155L161 156V154ZM194 153V154H193ZM199 153L201 154V155H199ZM239 153V154H238ZM56 154V155H55ZM82 154V155H81ZM94 154V155H93ZM139 154V155H138ZM160 154V155H159ZM204 154V155H203ZM218 156H217V155ZM235 154V155H234ZM26 156V158H25V156ZM72 155V156H71ZM87 155V156H86ZM89 155V156H88ZM133 155H136V157H134L133 158ZM139 156V158H137L138 156ZM141 155H142V157H141ZM145 155V156H144ZM212 157H211V156ZM42 156V155H41ZM52 156V157H51ZM130 157V158H128V157ZM165 156H167V157H165ZM172 156V157H171ZM132 157V158H131ZM141 157V158H140ZM164 158V160H165V163H164V161H162V159ZM241 157V158H240ZM19 158V159H20ZM48 158V159H47ZM55 158L56 159H58L57 161L55 160ZM76 158V159H75ZM162 158V159H161ZM166 158V159H165ZM200 158V159H199ZM31 159V160H30ZM50 159V160H49ZM54 159V160H53ZM71 159V160H70ZM81 159V160H80ZM129 161H128V160ZM137 159V160H136ZM140 159V160H139ZM155 159H157V160H155ZM207 159V160H206ZM43 160H44V162H43ZM47 160V161H46ZM51 160H53V161H51ZM161 160V161H160ZM167 160V161H166ZM30 161H32V162H34L32 165H36V164H38L37 166L39 167L40 165V167H42L43 169H42V171L37 167V169H36V167H34V166H32V165H30L32 162H30ZM59 161H60V163H59ZM76 161V162H75ZM126 161V162H125ZM155 161V162H154ZM45 162H47L49 165L47 166V163H45ZM52 162H55V165H54V163H52ZM159 162V163H158ZM20 163V164H19ZM30 163V164H29ZM62 163V164H61ZM131 163V164H130ZM149 163V164H148ZM158 163V164H157ZM164 163V164H163ZM178 163V164H177ZM218 163V164H217ZM219 163H220V165H219ZM61 164V165H60ZM151 164V165H150ZM215 164V165H214ZM51 165V166H50ZM65 165V166H64ZM74 165V166H73ZM126 165V166H125ZM165 165V166H164ZM170 166V168H171V170L173 171H171L170 169H169V166ZM179 165V166H178ZM213 165V166H212ZM218 165V166H217ZM44 166V167H43ZM55 166V167H54ZM63 166H64V168H63ZM80 166V167H79ZM111 166V167H110ZM113 166V167H112ZM116 168H115V167ZM124 166V167H123ZM138 166H140V167H138ZM163 166V167H162ZM172 166V167H171ZM50 167H52V169L50 170V172H52L53 171V175L51 174L50 175V172H48L49 171V169H50ZM58 167V168H57ZM68 169H67V168ZM77 167H79L78 169H77ZM110 167V168H109ZM121 167V168H120ZM129 167V168H128ZM156 167V168H155ZM164 167H166L165 169H164ZM182 167V166H181ZM21 168H22V170H21ZM29 168V169H28ZM34 168V169H33ZM44 168H45V171H44ZM58 170L57 172H56V174H55V172H54V170L56 171V169ZM71 168V169H70ZM74 168V169H73ZM118 168V169H117ZM160 168V169H159ZM196 168V169H195ZM59 169H60V171H59ZM65 169H66V171H65ZM82 169V170H81ZM28 170H31L29 173L27 172ZM34 170H35V175L37 176V174H39L37 177H40L39 179L32 173V171L34 172ZM48 170V171H47ZM157 170V172H155V171ZM159 170V171H158ZM165 170H167V171H165ZM26 171V172H25ZM38 171V172H37ZM39 171H41L40 173H39ZM44 171V172H43ZM47 171V172H46ZM71 171L72 172H74V173H72V174H74L73 176V178H72V176L70 177V175H72L71 174ZM78 171V172H77ZM141 171V172H140ZM147 171V172H146ZM153 171H154V173H153ZM175 171V172H174ZM45 173V175L43 174V173ZM61 172V173H60ZM67 172V173H66ZM164 172V173H163ZM59 173V174H58ZM41 174H43L42 175V177H43V179H41ZM57 174H58V176H57ZM65 174V175H64ZM70 174V175H69ZM83 174V175H82ZM85 174H86V176L87 175H89V176H85ZM47 175V176H46ZM57 176V179H56V176ZM79 175H80V177H79ZM82 175V176H81ZM189 175H191V173H189ZM195 175H196V177H197V179H196V177H195ZM216 175V176H215ZM53 176V177H52ZM66 176H68V177H66ZM77 176V177H76ZM133 176V177H132ZM137 176V177H136ZM179 176V177H178ZM182 176V177H181ZM48 177V178H47ZM83 177L85 178V179H83ZM92 177V178H91ZM135 177V178H134ZM213 177V178H212ZM47 178V179H46ZM52 178V179H51ZM79 178V179H78ZM89 178V179H88ZM111 178V179H110ZM202 178H203V180H202ZM44 179H45V181H44ZM68 179H70V180H68ZM72 179V180H71ZM73 179H76V180H73ZM183 179V180H182ZM193 180V181H191V180ZM195 179H196V183H194L195 182ZM41 180H42V183H40L41 182ZM48 180V181H47ZM53 180V181H52ZM89 180H90V184L89 183H86L87 181L89 182ZM93 180V181H92ZM96 180H98V181H96ZM110 180V181H109ZM218 180V181H217ZM22 181V180H21ZM49 181H51V182H49ZM55 181V182H54ZM57 181V182H56ZM72 181V182H71ZM78 181V182H77ZM81 183H80V182ZM99 181H102V182H99ZM107 181H109L108 183H107ZM119 181V182H118ZM187 181L189 182L188 184H187ZM43 182H46V185L49 187H46V185H45V183H43ZM47 182H48V184H47ZM53 182V183H52ZM84 182V183H83ZM95 182H96V184H95ZM98 182V183H97ZM190 182H192V183H190ZM37 183H39V184H37ZM49 183H51V185L49 184ZM56 183V184H55ZM69 183V184H68ZM71 183V184H70ZM103 183V184H102ZM127 183V184H126ZM44 186H43V185ZM75 184V185H74ZM78 184V185H77ZM89 184V185H88ZM92 184V185H91ZM113 184V185H112ZM189 184H190V186H189ZM50 185V186H49ZM74 185V186H73ZM105 185V186H104ZM116 185V186H115ZM187 185H188V187H187ZM194 185H196V186H194ZM41 186V187H40ZM194 186V187H193ZM142 187V188H141ZM149 187V188H148ZM39 188V189H38ZM105 188V189H104ZM110 188V189H109ZM112 188V189H111ZM141 190H140V189ZM198 190H196V189ZM220 188H221V195H222V198H223V201H225V198L226 197H228V193H227V191H226V188L224 187V185H223V183L221 184L220 183ZM42 189V190H41ZM48 189H50V190H48ZM66 189V190H65ZM107 189H109V190H107ZM139 190V192L137 191V190ZM39 190V191H38ZM82 190V191H81ZM190 190H191V192L192 191H197L198 192V200H197V202H196V198L194 199V198H189L190 197ZM46 191V192H45ZM98 191V192H97ZM199 191H200V193H199ZM225 191V192H224ZM141 192V193H140ZM168 192V191H167ZM44 193V194H43ZM46 193V194H45ZM49 193H50V195H49ZM78 194L80 195V197L78 196ZM201 194V195H200ZM48 195V196H47ZM75 195V196H74ZM91 195V196H90ZM171 195H174V194H172L171 193ZM76 197V198H74V197ZM85 196V197H84ZM100 196V197H99ZM140 196V197H139ZM206 196V198H204ZM49 197H50V200H49ZM175 197H176V199H175ZM186 197V198H185ZM63 198V199H62ZM68 198H69V200H68ZM71 198V199H70ZM85 198V199H84ZM98 198V199H97ZM155 198V195H154V197L153 198H151V200L153 201V199ZM158 198H156V200L158 199ZM159 199L157 200V201H159ZM205 199V200H204ZM46 200V201H45ZM56 200V201H55ZM71 200V201H70ZM73 200V201H72ZM155 199H154V201H156ZM175 200L176 201H178V203L177 202H175ZM204 200V201H203ZM226 200H227V198H226ZM32 201V200H31ZM39 201V202H38ZM51 201H53L54 203H52ZM70 201V202H69ZM75 201V202H74ZM154 201L152 202V203H154ZM156 201V203H158ZM48 202V203H47ZM50 202H51V204H50ZM179 202H180V204L181 205H184V204H186L185 206H184V208H183V206H178V204H179ZM39 203H41V204H39ZM43 203V204H42ZM56 203V204H55ZM184 203V204H183ZM225 203V202H224ZM55 204V205H54ZM70 204H71V206H70ZM190 206H189V205ZM200 204V205H199ZM204 204V205H203ZM45 205V206H44ZM86 205V206H85ZM173 205H174V207H173ZM202 205V206H201ZM53 206V207H52ZM65 206V207H64ZM69 206V207H68ZM79 208H78V207ZM83 208H81V207ZM88 206V207H87ZM52 207V208H51ZM71 207V208H70ZM167 207H168V209H167ZM173 207V208H172ZM178 207V208H177ZM180 207H182V210L180 209ZM56 208V209H55ZM176 208V209H175ZM51 209H53V210H51ZM65 209V210H64ZM66 209H68V210H66ZM166 209H167V211H166ZM185 211H184V210ZM70 210V211H69ZM74 210V211H73ZM88 210V211H87ZM140 210H141V212H140ZM64 211H65V213H64ZM66 211H68V212H66ZM84 211V212H83ZM98 211V212H97ZM182 211H184V213L186 214V217H188V222L186 221V219H182L181 220V218H183V217H185V214H183V213H181L180 214V212H182ZM231 211H233V210H231ZM92 212V213H91ZM169 212V213H168ZM237 212V211H236ZM235 212V213H236ZM64 213V214H63ZM101 213V214H100ZM136 213H139V214H136ZM69 214V215H68ZM89 214H91L90 215V217H89ZM96 214V215H95ZM98 214V215H97ZM179 214V215H178ZM231 214V213H230ZM237 214V215H236ZM235 215L236 216H238L239 218L241 217V215L237 212ZM104 216L105 217V219L102 217V219H101V217L100 216ZM138 215H141L140 217L138 216ZM144 215V216H145ZM183 217H182V216ZM240 215V216H239ZM97 216V218L98 219H94V217H96ZM146 216V217H147ZM151 216V215H150ZM150 216L149 217H147V218H149L150 220H151V218H150ZM181 216V218H178V219H180V222L178 221V219H177V217H180ZM70 217V218H69ZM81 217V218H80ZM138 217H139V219H142V217H143V219L142 220H139L138 219ZM237 217V218H238ZM89 218V219H88ZM93 220H92V219ZM144 219H146V220H148V221H145ZM215 219H216V217L214 218V221H215ZM74 220V221H73ZM92 220V221H91ZM98 220V221H97ZM103 222H102V221ZM139 220V221H138ZM144 220V221H143ZM185 220V221H184ZM218 220V219H217ZM215 221V222H218V221ZM64 221V222H63ZM72 221V222H71ZM96 221V222H95ZM99 221L101 222V223H99ZM111 221V222H110ZM129 221V222H128ZM89 222H91L89 225H88V223ZM137 222V223H136ZM138 222H139V224L141 223L142 225H143V227H145L144 226V224L143 223H145L146 224V222H148L147 224L149 225V227L151 226V228L152 227H154V228H156V227H158V229H159V231H157L158 229H154V234H152L151 232H152V229L150 228V230H149V227H148V231L150 232V234L149 233H146L145 232V228L147 229V227H145V228H143L142 229V232L139 230V228L141 227L142 228V225L140 226V225H137V227L135 228V226H136V224H138ZM68 223V224H67ZM72 223V224H71ZM85 223V224H84ZM94 223V224H93ZM104 223V224H103ZM132 223V224H131ZM135 223V224H134ZM154 223L156 224L155 226H154ZM222 222H219L218 224L220 225ZM69 225V226H74L75 228L79 225V228H76V229H78V231L77 232H75L74 231V229L75 228H71L70 229V227L69 226H66V225ZM109 224V225H108ZM214 224H217V223H214ZM222 224H224V223H222ZM221 224V225H222ZM67 227V228H65V226ZM88 225V226H87ZM96 225V226H95ZM134 225V226H133ZM147 225V226H148ZM190 225H192V224H189L188 226H190ZM228 225V224H227ZM231 225V224H230ZM234 225V224H233ZM233 225H231V228L233 229V231H234V233H230L229 232V234L231 235V234H238V237H239V240H240V244H239V240L238 241H235L237 244H238V246H237V244H235V248L237 247V249L239 250V251H241L242 253H243V255H244V257H243V260H242V263H244V264H251V263H253L254 262V264H257L256 262H258L259 263V260L260 259H258V258H261V257H259V256H261V252L260 253H257L256 252V250H255V254L254 253H251L250 252V250H253V249H255V248H253L254 247V245H255V243L256 242H253V241H249V233L246 231V230H243V229H239V228H236L235 227V225L233 226ZM61 226H63V227H61ZM81 226V227H80ZM89 226H93V227H91V229L89 228ZM98 226V227H97ZM107 226V227H106ZM138 226H140L139 228H138ZM233 226V227H232ZM60 229H59V228ZM96 227V228H95ZM229 227V228H228ZM62 228V229H61ZM80 228H82V229H84V230H87L88 232H82L83 230L81 229L80 230ZM88 228V229H87ZM231 228H230V226H227V230L228 229H230V231L232 232V230H231ZM63 229H65V230H63ZM93 229V230H92ZM161 229V230H160ZM63 230V231H62ZM67 230H71V231H74L75 233H73V234H70L71 233V231L69 232V234L70 235H68L67 233H68V231ZM97 230V231H96ZM190 230H191V232H190ZM189 230V232L190 233H194L193 234V236H194V240L196 241H192L193 243H189L188 242V244L187 243H185V244H183V243H181L180 241H179V239H178V237H176L177 236V234H176V232L175 233H173V234H171V237H172V239L174 238L173 236H174V234H175V237L177 238H174V239H176V240H174L173 239V241H171L172 239H171V237H170V239L168 238L167 239V242H168V240H169V242H168V245H170L169 247L171 248H175V249H177L179 252H181V258L180 259H182L183 258V260H185V258H190V259H193V258H195V257H197V255L198 254H195V255H193V256H195V257H193L192 256V254H194V253H191L192 252V250H191V248L194 246V247H196L197 245V248L199 249V251L200 250H202L200 253H199V255H198V257H197V261H198V259H200V261H206V260H208V261H206L205 263H200V264H215L216 262L217 263H220V264H234L233 262V260H231V259H227V257L226 256H222V255H219L218 253H215V251L214 250H210V249H212V248H210L208 251H206L207 249V247H205L204 246V244H203V242H204V240L202 239H200L199 237H197L196 236V234H197V232H194V230H193V232H192V229H190ZM212 230V229H211ZM213 230H215V229H213ZM61 231V232H60ZM64 231H67V232H64ZM136 231V232H135ZM140 231V232H139ZM147 231V230H146ZM147 231V232H148ZM161 231V232H160ZM196 231V230H195ZM100 232V233H99ZM144 232V233H143ZM157 232V233H156ZM159 232V233H158ZM188 231L186 232V233H188V234H190ZM226 232V231H225ZM228 232V231H227ZM226 232V233H227ZM62 233V234H61ZM64 233V234H63ZM82 233V234H81ZM85 234H87L86 235V237H85ZM152 234V235H151ZM157 234H159V235H157ZM161 234V235H160ZM187 234V235H188ZM212 234H213V231H212ZM215 234V233H214ZM214 234L212 235L213 236V238H214ZM240 234V235H239ZM63 235V236H62ZM72 235V236H71ZM81 235H83V237L81 236ZM90 235V236H89ZM96 235V236H95ZM148 235H150V236H148ZM173 235V236H172ZM230 235H223V236H225V237H221V235H218V236H220L219 238L217 237V236H215V240L216 239H221V240H223L224 238L226 239V238H228V237H230ZM251 235V234H250ZM62 236V237H61ZM70 236V237H69ZM80 236V237H79ZM93 236H95V237H93ZM135 236V237H134ZM151 236H152V238L154 239L153 240V242L151 243V244H149L151 241H152V239H151ZM210 236H211V234H210ZM212 236H211V238H212ZM226 236H228V237H226ZM241 236H242V238L243 239H241ZM244 236V237H243ZM156 237V238H155ZM168 237V236H167ZM217 237V238H216ZM247 239H246V238ZM78 238V239H77ZM133 238H134V240H133ZM245 238V239H244ZM55 239V238H54ZM72 239V238H71ZM85 239V240H84ZM131 239V242H132V240H133V242L135 243V245H134V243L132 244L131 242H129V240ZM150 239H151V241H150ZM229 239V238H228ZM77 240V241H76ZM116 240V241H115ZM128 240V241H127ZM136 240V241H135ZM156 240V241H155ZM237 240V239H236ZM75 241H76V244H75ZM139 243H138V242ZM150 241V242H149ZM198 241V242H197ZM201 241V242H200ZM203 241V242H202ZM243 241V242H242ZM174 242V243H173ZM176 242L177 243H179V244H176ZM191 242V241H190ZM245 242H249V244L252 242V245H253V249H251V247L249 248L248 246V244L247 243H245ZM72 243V244H71ZM132 245H131V244ZM136 243H138V245H140V246H138ZM141 243H142V245H141ZM144 243V244H143ZM202 243V244H201ZM242 243L243 244H246V245H248L247 247L245 246V245H243L242 246ZM130 244V245H129ZM181 244V245H180ZM200 244V245H199ZM72 245V246H71ZM106 245V246H105ZM114 245H116V246H114ZM144 245V246H143ZM193 245V246H192ZM202 245V246H201ZM257 245H260V247H258ZM257 245L255 246L256 247V249H257V251H259L258 250V248H260V251H262V248H261V243L259 244V242L257 243ZM76 246V247H75ZM85 246V247H84ZM108 246V247H107ZM110 246V247H109ZM131 246H135V247H131ZM136 246H138V248L140 249V251H139V249L137 248L136 249ZM145 246H147V247H145ZM191 248H190V247ZM243 248H242V247ZM71 247H73V249L71 248ZM89 249H88V248ZM115 247V248H114ZM126 247V248H125ZM131 248H133L131 251H130V249ZM142 247H144L146 250H144V249H142ZM244 247H246L245 249H244ZM258 247V248H257ZM96 248V249H95ZM203 248H204V250H203ZM209 248V247H208ZM241 248V249H240ZM248 248V249H247ZM78 249V250H77ZM110 249V250H109ZM126 249H129L128 251L126 250ZM144 250V251H142V250ZM206 249V250H205ZM214 249V248H213ZM236 249V250H237ZM250 249V250H249ZM75 250V251H74ZM86 250V251H85ZM127 251V253H125L124 251ZM243 250V251H242ZM246 252H245V251ZM248 250H249V256H247V252H248ZM112 251V252H111ZM135 252V253H133V255H131V257H130V255H129V253L130 252ZM145 251L147 252V254L145 253ZM184 251V252H183ZM209 252V253H207V254H205V253H202V252ZM212 251V252H211ZM79 252V253H78ZM139 252H143V254L141 255ZM155 252V251H154ZM211 252V253H210ZM213 252H214V254L215 255H213ZM244 252L246 253V256H245V254H244ZM253 252V251H252ZM74 253V254H73ZM84 253V254H83ZM87 253V254H86ZM115 253H116V255H117V253H119L118 255H117V257H116V255H115ZM125 253V254H124ZM189 253V254H188ZM101 254V255H100ZM112 254V255H111ZM151 254H153V252L151 253ZM151 254L149 255V256H147V258L144 256V258H146V259H148L149 257H151ZM180 254V253H179ZM183 254H185V255H183ZM202 254V255H201ZM250 254H254L255 255V259H258V261H254L253 260V255H251V257H250ZM260 254V255H259ZM75 255V256H74ZM113 255H115V256H113ZM120 255H122V256H120ZM154 255H155V253H154ZM169 255H170V257H167V255H166V257L164 256V255H160V257H162L161 258V260L159 261L158 260V258H160V257H156L157 255H155V260H156V262H155V260L154 261H151V263H149V264H160L161 262H162V264H165V263H163V261L162 260H164L165 262H167L168 264L170 263V262H173V263H170V264H177L178 263V261L180 260V259H178L179 257H177L176 259H174V256L172 255V253L170 254L169 253ZM188 255V256H187ZM259 255V256H258ZM77 256H78V258H77ZM115 258V259H117V260H115L113 257ZM137 255L135 254L134 255V260H133V263H134V261H136L135 260V258L137 259L138 257H136ZM159 256V255H158ZM191 256V257H190ZM205 256H209V257H207V258H203V257H205ZM76 257V258H75ZM120 257V258H119ZM122 257H124V259L122 258ZM154 257V256H153ZM165 257V258H164ZM257 257V258H256ZM80 258H82L80 261H79V259ZM112 258V259H111ZM119 258V259H118ZM122 258V259H121ZM128 258V259H127ZM138 258V259H139ZM166 258H168L169 259V261H168V259H167V261H166ZM202 258V259H201ZM65 259H67L69 262L67 263L66 261L67 260H65ZM88 259H89V261H88ZM113 259H114V261L115 262H113ZM120 259H121V261H120ZM137 259V260H138ZM143 260V261H141L142 259H140V262H141V264H144V263H142V262H147V260ZM149 259H151V260H153L154 258H149ZM214 259V260H213ZM226 261H225V260ZM246 259V260H245ZM249 259H250V262H249ZM63 260V261H62ZM85 260V261H84ZM86 260H87V262H86ZM112 262H111V261ZM119 260V261H118ZM122 260H124V261H122ZM178 260V261H177ZM212 260V261H211ZM218 260V261H217ZM248 260V261H247ZM57 261V260H56ZM65 261V262H64ZM76 261H77V263H76ZM108 263H107V262ZM116 261H118V262H116ZM159 261V262H158ZM176 261V262H175ZM200 261H198V262H200ZM209 261H210V263H209ZM220 261V262H219ZM222 261V262H221ZM245 261V262H244ZM253 261V262H252ZM96 262V263H95ZM137 262H139V261H137ZM137 262H135L134 264H139V263H137ZM148 262H150V260L148 261ZM132 263V261L131 262H127V264H131ZM132 263V264H133ZM166 263V264H167ZM98 264V263H97ZM145 264H148V263H145Z\"/></svg>","mask_w":264,"mask_h":264},{"label":"bare ground","instance_id":"bare-ground-1","mask_svg":"<svg viewBox=\"0 0 264 264\" xmlns=\"http://www.w3.org/2000/svg\"><path fill=\"white\" fill-rule=\"evenodd\" d=\"M15 1H18L19 2V4H22L21 2L23 1V0H13L12 1V3L13 2H15ZM28 1V0H27ZM47 3H52V4H54V2L56 3V1L57 0H45ZM109 1H112V0H109ZM109 1H108V3L107 2H105V1H100V0H90L89 2L87 1V0H67V5H65V6H67V8L65 9L66 10V12H65V14L63 15V13H62V17H64V18H61V19H65V20H68V21H66L67 23L66 24H68V22H69V24H71V23H73L74 24V22H75V19L77 20V21H79V23L80 22H83L82 23V25L84 26V25H86L85 23H86V21H85V18H83V17H85L84 15H86V16H88V14H86L88 11H87V9H88V5H90V7L89 8H91V6L94 4V5H96V6H98V7H100V8H104V9H107V11H109V12H111V13H115L116 12V8L117 7H115L114 6V4L112 5V4H109ZM118 1V0H117ZM188 1V0H187ZM187 1H185V0H164V2L162 3V4H159V3H156L155 5H150L149 4V2H146L145 0H135V1H132V0H130V1H128V2H125V3H123L122 4V16H123V20H122V22L124 21L125 23H123L122 24V22L121 21H119L120 22V24L118 23V25H125V26H121V27H119V29H117V31H116V33L118 34V36H119V34L121 33V35L120 36H122L123 35V39H121L122 37H119L121 40H124V42L126 41V45H127V48H128V44L131 46V47H133L134 48V50L137 52H135L137 55H138V52H140L141 53V55H142V57L143 58H145L146 56H144L145 54L143 53V52H145L146 53V50L148 49V48H151V49H153V51H155L156 53H158L159 55H161L162 56V58L164 59V58H166L167 60H169L173 65L171 66V67H169L168 65H166V66H168V67H165L164 65H160V66H158V65H156V68H155V71H156V74H158V75H160L161 76V78H162V80L161 79H158V78H156L157 80H156V84H157V86L159 85L158 84V82L160 83H162V81L165 83V84H167V86H168V84L170 85V83L169 82H171L170 81V79H169V77L171 76V75H174V74H176L175 76H176V78H178V79H180V81H184V82H187V84H189V85H191L190 87H192L193 88V86L195 85V82H199L200 83V81L199 80H202V79H204V78H201V71L202 70H200L197 66V68L198 69H196L192 74H191V76H190V74H189V76H187V74L183 71V69L181 70L180 69V67H182V65H184L185 63H186V55H185V53H187L186 51H188V49H190L189 47H188V49H186L187 47L186 46H191V47H200V46H203V47H207L208 48V46H210V51L213 49H215V45L216 44H214V46H212L213 44V42L211 43V38H212V36L214 35H216L217 36V33L216 34H214V31L216 30V28H218V27H223L224 25H227V23H226V20H224V16L222 17L223 18V20L220 22V21H217V20H215L214 18H211V19H208V18H206V20H208L207 21V23H205L206 21L204 20L205 18V16H203L204 14H202V16H203V18L202 17H197V16H193V15H196L197 14V12H196V10H197V6H195L194 5V3H190V2H187ZM190 1V0H189ZM244 1V0H243ZM263 2H264V0H262ZM2 2H4V1H2ZM6 2H8V1H6ZM114 2V1H113ZM112 2V3H113ZM122 2H123V0H122ZM156 2H160L161 3V0H157ZM204 2L205 3H202L201 2V4H206V8L207 7H209L210 6V4L211 3H214V4H218L220 7H225L226 5H228L229 3H231L232 5H233V8L235 7V10H239V3H240V0H204ZM244 2H246V1H244ZM249 2V1H248ZM246 3V4H249V3ZM255 2H256V0H254L253 1V3L255 4ZM259 2V1H258ZM9 3H10V1H9ZM24 3V2H23ZM155 3V2H154ZM58 4V5H57ZM57 6H59V2L57 1ZM200 4V3H199ZM240 4H242V2L240 3ZM264 4V3H263ZM263 4L261 5V7L263 6ZM4 6H6L5 5V2H4V4H3ZM13 5H15V3L13 4ZM16 5H18V4H16ZM23 5V4H22ZM92 6L93 8H94V10L96 11V6ZM194 5V6H193ZM218 5H216V6H218ZM242 5H244V4H242ZM2 6V3H0V7ZM88 6V7H87ZM212 6V5H211ZM229 6V5H228ZM253 6H255V5H253ZM3 7V6H2ZM2 7H1V9H0V11L2 10ZM87 9H86V8ZM120 7V6H119ZM232 7V6H231ZM256 8L258 7L257 6V4H256V6H255ZM93 8H91V9H93ZM100 8H98L97 9V13H98V11H99V13L100 14H98L97 16H99L100 17V15H105L106 13L104 12V13H102V12H100V10H103V9H100ZM121 8V7H120ZM201 8H203V7H201ZM201 8H198V9H201ZM244 8V7H243ZM83 9H86L85 11L83 10ZM100 9V10H99ZM209 9V8H208ZM216 9V8H215ZM259 9H260V6H259ZM78 10H82L83 12H86V13H82V11L79 13H77V11ZM118 10V9H117ZM234 10V9H233ZM241 10V9H240ZM239 10V11H240ZM104 11V10H103ZM106 11V10H105ZM248 11V10H247ZM260 11V10H259ZM89 12H90V10H89ZM88 12V13H89ZM108 12V13H109ZM222 13H223V11H221ZM246 12V11H245ZM91 13V12H90ZM102 13V14H101ZM119 13V12H118ZM222 13H221V15H222ZM224 13H226V12H224ZM234 13V12H233ZM235 13H238V14H240L238 11L236 12L235 11ZM61 14V13H60ZM94 14V13H93ZM193 14V15H192ZM209 14V13H208ZM208 14H207V16H208ZM238 14H237V16H238ZM245 14V13H244ZM103 15V16H104ZM110 15H112V14H110ZM110 15H108L107 14V18H109V16ZM114 15V14H113ZM121 15V14H120ZM198 15V14H197ZM210 15V14H209ZM214 15V14H213ZM216 15V14H215ZM234 15V14H233ZM200 16V15H199ZM236 15H234V17H235ZM244 16V15H243ZM90 17H91V15H90ZM90 17H88V20H89V18ZM98 17V18H99ZM113 17V16H112ZM211 17H213V16H211ZM217 17V16H216ZM227 17V16H226ZM240 17H241V15H240ZM18 18V17H17ZM16 17H15V20L17 19ZM19 18H21V17H19ZM18 18V20L17 21H20L21 23H22V20L23 21H25V19L24 18H21V20ZM26 18V17H25ZM55 18V17H54ZM79 18H81V19H79ZM92 18V17H91ZM96 18V17H95ZM101 18H103V17H101ZM100 18V19H101ZM117 18V17H116ZM119 18V17H118ZM2 19V18H1ZM0 19V20H1ZM14 19V18H13ZM12 18H10V20H8L10 23H11V20H13ZM46 19V18H45ZM53 19V18H52ZM57 19V18H56ZM83 19V20H82ZM111 19L112 18H109V19H107V20H110L111 21ZM120 19V18H119ZM118 19V20H119ZM226 19H228V18H226ZM15 20H13V22H15ZM26 20H27V18H26ZM82 20V21H81ZM86 20H87V18H86ZM87 20V21H88ZM117 20V19H116ZM229 20V19H228ZM233 20H235V19H233ZM238 20V19H237ZM4 21H5V19H4ZM3 21V19L0 21V25L1 24H5L6 26H7V24L9 23H7V21H5L4 22ZM16 21V26H19L18 28H20L21 29V27L23 28L24 27V29L23 30H25V24H26V22L21 26V25H18L19 23ZM34 21V20H33ZM32 21V22H33ZM53 21V20H52ZM58 21H59V19H58ZM57 21V22H58ZM61 21H63V20H61ZM74 21V22H73ZM77 21H76V24H77ZM92 21V20H91ZM112 21H114L115 22V20H114V18L112 19ZM109 22V23H112L111 25H113V23L114 22ZM203 21H205V22H203ZM2 22H4V23H2ZM71 22V23H70ZM93 22H97V21H93ZM9 23V25L8 26H11L10 28L9 27H7V33L10 31V29H14L15 27H12L13 26V24L11 25ZM20 23V24H21ZM52 23V22H51ZM61 23V22H60ZM78 23V24H79ZM88 23V22H87ZM232 23V22H231ZM15 24V23H14ZM53 24V23H52ZM64 24H65V22H64ZM66 24H65V26H66ZM68 24V25H69ZM75 24V25H76ZM78 24L76 25V26H78ZM89 24H91V22H90V20H89ZM94 23H92L91 25H93ZM115 24V23H114ZM230 24V23H229ZM237 24V23H236ZM3 25H1L0 26V31H3V32H0V44H2L3 42H4V40H3V38H5V37H2V35L1 34H3V36L5 35V34H7L6 33V31L4 30V28L6 29V26L4 27ZM32 25V24H31ZM88 25V24H87ZM94 25H96V23L94 24ZM117 25V26H118ZM21 26V27H20ZM74 26V25H73ZM72 26V24H71V26L70 27H73ZM81 25H79V27H80ZM80 27V28H84V27H86L87 29H88V27L87 26H84V27ZM113 26H115V25H113ZM165 27V29H167V31L169 30V32H170V37L171 36H173L172 38H175L174 40H176V38L179 40V42H180V44H175V43H178L177 41L178 40H176V42L175 43H173L174 42V40H173V42L171 43V41L170 42H167V41H169V37L166 39L167 41L166 42H164V38L162 37H160V34L161 33H159L158 31H159V29H160V27ZM2 27V28H1ZM4 27V28H3ZM33 27V26H32ZM31 27V28H32ZM70 27H67V28H70ZM75 27V26H74ZM116 27V26H115ZM231 27H233V23L232 24H230V28ZM239 27V26H238ZM38 28V27H37ZM55 28V27H54ZM66 28V27H65ZM78 27H75V29L76 30H79L80 28H78ZM86 28H84L83 30H81V31H85V29ZM171 28V29H170ZM3 29V30H2ZM30 29V28H29ZM34 29V28H33ZM56 29V28H55ZM120 29H122L121 31H119L120 33H118V30H120ZM219 29V28H218ZM217 29V30H218ZM9 30V31H8ZM15 30V29H14ZM26 30H28L27 28H26ZM20 31V30H18V31H14L15 33H13V34H15L16 36V38L17 37H20V36H23V38L25 37V36H27L28 35V33L29 32H27V31ZM70 30H71V28H70ZM73 30H74V28H73ZM76 30H74V31H76ZM93 30V29H92ZM113 30V29H112ZM227 30V29H226ZM259 30V29H258ZM30 31V30H29ZM68 31V30H67ZM80 31V30H79ZM79 31H76L77 32V35L80 33L81 34V32H79ZM163 31V30H162ZM12 32V31H11ZM27 32V33H26ZM37 32V31H36ZM35 32V33H36ZM69 32V31H68ZM76 32H73V33H75L76 34ZM219 32V31H218ZM5 33V34H4ZM52 33V32H51ZM67 33V32H66ZM71 33H72V30H71ZM72 33V34H73ZM159 33V34H158ZM163 33V32H162ZM165 33V32H164ZM223 33V32H222ZM234 33V32H233ZM11 34V33H10ZM26 34V35H25ZM53 34V33H52ZM70 34V33H69ZM68 34V35H69ZM71 34V35H72ZM83 34H85V33H83ZM101 34V33H100ZM117 34H116V36H117ZM252 34V33H251ZM263 34V33H262ZM261 34V35H262ZM8 35V34H7ZM35 35V34H34ZM106 35V34H105ZM115 35V34H114ZM163 34H161V36H162ZM168 35H169V33H168ZM236 36H237V32H236V34H235ZM13 36V35H12ZM37 36V35H36ZM73 36H75L74 34L72 35V39H71V36L69 35V37L67 36L66 38H69V40L71 41V43H74V37ZM103 36V35H102ZM117 36V37H118ZM234 36V35H233ZM232 36V37H233ZM255 36V35H254ZM8 36H6V38H7ZM78 37H80V36H78ZM83 37V36H82ZM94 37V36H93ZM100 37V36H99ZM111 37V36H110ZM109 37V38H110ZM219 37V36H218ZM264 37V36H263ZM16 38H14V40H16ZM21 38V37H20ZM20 38H17V40H19ZM39 38V37H38ZM75 38H77V36L75 37ZM24 39H26V38H24ZM36 39V38H35ZM43 39V38H42ZM41 39V40H42ZM10 40V39H9ZM23 40V39H22ZM31 40H33V39H31ZM40 40V39H39ZM47 40H49V39H47ZM65 40V39H64ZM81 40V39H80ZM108 40V39H107ZM120 40V41H121ZM261 40H263V39H261ZM8 41V40H7ZM11 41V40H10ZM50 41V40H49ZM100 41V40H99ZM110 41V40H109ZM14 42V41H13ZM20 42V41H19ZM18 42V43H19ZM37 41H35V43H36ZM46 42V41H45ZM77 42V41H76ZM78 42H80L79 41V38H78ZM122 42V41H121ZM7 43V42H6ZM11 43V42H10ZM32 44H33V42H31ZM39 43H41V41H39ZM49 43V42H48ZM81 43V42H80ZM85 43V42H84ZM95 43V42H94ZM102 43V42H101ZM100 43V47H103V46H101L102 44ZM186 44V46L184 45L183 47L181 46V45H183V44ZM9 44V43H8ZM37 44H38V42H37ZM42 44H44V41L42 40ZM42 44H40V47L42 46H44V45H42ZM51 44V43H50ZM97 44V43H96ZM19 45V44H18ZM18 45H16V43H14V51H15V54H16V60L17 61H19V63L18 64H20V63H26V65L28 64L29 65V57H28V55H29V53H25V52H27V51H25L24 52V50H23V48H21V47H19ZM39 45V44H38ZM38 45H36V46H38ZM45 45H47V43L45 44ZM88 45V44H87ZM123 45V44H122ZM178 45H180L181 47H179ZM226 45V44H225ZM11 46H13V45H11ZM21 46H22V44H21ZM48 46V45H47ZM33 47V46H32ZM34 47H35V45H34ZM33 47V48H34ZM130 47V48H131ZM185 47V53L182 51V48H184ZM44 48H46V47H44ZM44 48H42V49H44ZM80 48V47H79ZM88 48H89V46H88ZM132 48V49H133ZM181 48V49H180ZM244 48V47H243ZM246 48H247V46H246ZM245 48V49H246ZM29 49V48H28ZM38 49V48H37ZM40 49V48H39ZM77 49V48H76ZM81 49V48H80ZM87 49V48H86ZM132 49H130L131 51H133V52H131V53H133V55H136V54H134V50H132ZM184 50V49H183ZM212 50V51H213ZM190 51V50H189ZM188 51V52H189ZM217 51H218V48H217ZM75 52V51H74ZM78 52H79V50H78ZM77 52V53H78ZM200 52V51H199ZM70 53V52H69ZM147 53H148V55H149V52L147 51ZM205 52H202V55L204 54ZM212 53V52H211ZM215 53V52H214ZM214 53H212V54H214ZM47 54V53H46ZM95 54V53H94ZM206 54H208L207 52H206ZM31 55V54H30ZM44 55V54H43ZM69 55V54H68ZM74 55V54H73ZM136 55V56H137ZM140 55V54H139ZM156 54L154 53V56H155ZM189 55V54H188ZM187 55V56H188ZM201 55V56H202ZM32 56V55H31ZM62 56V55H61ZM82 57H83V55H81ZM132 56V55H131ZM135 56V57H136ZM207 57H209V54L208 55H206ZM212 56V55H211ZM134 57V56H133ZM156 57V56H155ZM154 57V58H155ZM157 57H158V55H157ZM203 57V56H202ZM64 58V57H63ZM77 58V57H76ZM79 58V57H78ZM141 58V57H140ZM153 58V57H152ZM186 58V59H185ZM197 58H198V56H197ZM204 58H206V57H204ZM203 58V59H204ZM32 59V58H31ZM65 59V58H64ZM83 59V58H82ZM89 59V58H88ZM147 59V58H146ZM150 59V58H149ZM165 59V60H166ZM211 59V58H210ZM226 59V58H225ZM10 60H11V58H10ZM68 60V59H67ZM67 60H65L64 61V63L65 62H68ZM138 60V59H137ZM166 60V61H167ZM195 60H197V59H195ZM194 60V61H195ZM198 60H199V58H198ZM63 61V60H62ZM74 61V60H73ZM88 60H86V62H87ZM143 62H144V60H142ZM148 61V60H147ZM168 61V62H169ZM32 61H30V63H31ZM72 62V61H71ZM84 62V61H83ZM85 62V63H86ZM156 62H157V60H156ZM169 62V63H170ZM196 62V61H195ZM202 62H203V60H202ZM207 62V61H206ZM205 61H204V63H206ZM210 62V61H209ZM85 63H83V64H85ZM145 63V62H144ZM147 63V62H146ZM160 63V62H159ZM163 63V62H162ZM164 63H167V62H165L164 61ZM194 63V62H193ZM201 63V62H200ZM199 63V64H200ZM215 63V62H214ZM61 64V63H60ZM67 63H65V65H66ZM69 64V63H68ZM88 64H91V62L89 63L88 62ZM88 64H86L85 66H87ZM122 64V63H121ZM161 64V63H160ZM168 64V63H167ZM196 64V63H195ZM33 65V64H32ZM64 65V64H63ZM143 65V64H142ZM187 65V64H186ZM185 65V66H186ZM189 65V64H188ZM197 65V64H196ZM208 65V64H207ZM20 66V65H19ZM22 66H24V64L22 65ZM68 65H66L65 67H67ZM124 66V65H123ZM163 66V67H162ZM200 66H201V64H200ZM59 67H62V66H59ZM59 67H57V68H55V67H53L52 69H50L49 71H50V79H51V82H53V81H55L56 83L58 82L59 84H60V86H61V88H60V86H59V88L60 89H62V91L64 92V91H66V89L67 88H69V86L67 87V85H69L70 83L68 82V77L67 78H65V77H63V76H61V73H60V68ZM88 67H90L92 70H95V69H93L91 66H89L88 65ZM146 67V66H145ZM188 67V66H187ZM20 68V67H19ZM22 68V67H21ZM20 68V69H21ZM50 68V67H49ZM64 68V67H63ZM74 68V67H73ZM76 68V67H75ZM74 68V69H75ZM82 68H84V67H82ZM89 68V69H90ZM117 68V67H116ZM133 68H135V67H133ZM25 69V68H24ZM48 69V68H47ZM87 70H88V68H86ZM86 69H84L85 71H86ZM90 69V70H91ZM130 69V68H129ZM145 69V68H144ZM148 69V68H147ZM189 69H190V67H189ZM22 70V69H21ZM67 70H68V68H67ZM71 70H73V69H71ZM90 70H88L89 72H87L88 74L87 75H91V78L93 77V79H94V77H97L99 80H103L102 79V76H104V75H101V73H100V71H99V74H98V71L96 72V70L95 71H90ZM131 70V69H130ZM133 70V69H132ZM207 70V69H206ZM25 71V70H24ZM63 71V70H62ZM61 71V72H62ZM74 71V70H73ZM72 71V72H73ZM127 71V70H126ZM153 71H154V69H153ZM23 72V71H22ZM21 72V73H22ZM31 72V71H30ZM69 72V71H68ZM82 72V71H81ZM90 72H92V73H90ZM96 72V73H95ZM129 72H131V74L133 75V71H128V73ZM152 72V71H151ZM190 72V71H189ZM26 73V72H25ZM24 73V74H25ZM64 73V72H63ZM67 75H69V73H70V75H71V72H69V73H67V72H65ZM64 73V74H65ZM76 73V72H75ZM83 73V72H82ZM104 73V72H103ZM108 73V72H107ZM121 73V72H120ZM127 73V72H126ZM134 73H135V71H134ZM137 73H139L138 71H137ZM137 73H135V74H137ZM205 73V72H204ZM222 73V72H221ZM220 73V74H221ZM29 74V73H28ZM27 74V75H28ZM42 74V73H41ZM105 74V73H104ZM109 75H106V76H110V73H108ZM130 74V75H131ZM140 75H141V73H139ZM146 74V73H145ZM156 74H155V76H156ZM21 75V74H20ZM19 75V77H22L23 75H21L20 76ZM89 75V76H90ZM98 75V76H97ZM126 76H128L127 74H125ZM129 75V76H130ZM140 75L139 76H133V77H135V79H138L139 77H140ZM143 75V74H142ZM153 75V74H152ZM158 75L156 76V77H158ZM24 76H26V74L24 75ZM30 75H28V77H29ZM33 76V75H32ZM99 76H100V78H99ZM182 78V80H181V78ZM220 76V75H219ZM31 77V76H30ZM30 77L29 78H27V76L26 77H23L26 81H28V84H29V82H30V80H27V79H30ZM38 77V76H37ZM41 77V80L39 81L38 79H37V81H39V84L38 85H40L41 86V89H42V94H43V96H45V93L47 92V89H49V83L48 82H50V81H48L47 82V80L44 78V77H42V76H40ZM39 77V78H40ZM75 77H76V75H75ZM77 77H78V75H77ZM105 77V76H104ZM145 77H146V75H145ZM145 77H144V79H145ZM151 77V76H150ZM215 77V76H214ZM70 78H74V76L72 77H70ZM97 78H95V79H97ZM114 77L113 76H111V77H109V81H111V82H114L115 80V78L113 79ZM160 78V77H159ZM23 79V80H24ZM45 79V80H44ZM79 78H77V80H78ZM89 79V78H88ZM121 79V78H120ZM134 79V80H135ZM144 79H143V81H144ZM172 79H175V77H173ZM22 80V79H21ZM22 80V81H23ZM34 80V79H33ZM74 80H75V78H74ZM76 80V81H77ZM92 80V79H91ZM108 80V79H107ZM114 80V81H113ZM122 80H124V79H122ZM127 80V79H126ZM139 80H141V77H140V79ZM159 80H161V81H159ZM177 80V79H176ZM218 80H219V78H218ZM21 81V82H22ZM73 81V80H72ZM79 81V80H78ZM80 81H82L81 79H80ZM85 81V80H84ZM87 81V80H86ZM95 82H96V80H94ZM104 82H106V79H104L103 80ZM128 81H129V79H128ZM135 81H137V80H135ZM146 81V80H145ZM150 81V80H149ZM153 81V80H152ZM179 81V80H178ZM183 81L181 82V83H183ZM24 82V81H23ZM22 82V83H23ZM71 82V81H70ZM91 82H93V80L91 81ZM94 82V83H95ZM98 82V81H97ZM100 82V81H99ZM120 82V81H119ZM122 82V81H121ZM125 82V81H124ZM138 82L139 81H137V84H138ZM142 82V81H141ZM151 82V81H150ZM202 83H203V81H201ZM2 83V82H1ZM36 83H38V82H36ZM54 83V82H53ZM69 83V84H68ZM72 83V82H71ZM80 83V82H79ZM126 83H128L127 81H126ZM152 83V82H151ZM153 83H155V79H154V81H153ZM4 84V83H3ZM19 84V83H18ZM24 84V83H23ZM27 84V83H26ZM27 84V85H28ZM81 84H83V82L81 83ZM99 84V83H98ZM118 84V83H117ZM122 84V83H121ZM136 84V83H135ZM140 84V83H139ZM142 84V83H141ZM145 84V83H144ZM146 84H147V82H146ZM155 84V85H156ZM173 85H174V83H172ZM171 84V85H172ZM179 84V83H178ZM186 84V83H185ZM194 84V85H193ZM207 84V83H206ZM217 84V83H216ZM8 85V84H7ZM14 85V84H13ZM73 85V84H72ZM79 87H80V84H77ZM93 85V84H92ZM100 85V84H99ZM116 85V84H115ZM143 85V84H142ZM163 85V84H162ZM177 85V84H176ZM5 86V85H4ZM39 86V87H40ZM75 86V85H74ZM73 86V87H74ZM83 86V85H82ZM151 86H153V85H151ZM166 86V85H165ZM166 86V87H167ZM180 86V85H179ZM183 87H184V83H183V85H182ZM205 86V85H204ZM216 86V85H215ZM2 87V86H1ZM9 87V86H8ZM18 87V86H17ZM20 87V86H19ZM21 87H23V86H21ZM25 87V86H24ZM38 87V88H39ZM51 87H54V86H51ZM50 87V88H51ZM72 87V86H71ZM84 87V86H83ZM97 87V86H96ZM160 87V86H159ZM162 87V86H161ZM170 87V86H169ZM174 87V86H173ZM7 88V87H6ZM10 88V87H9ZM26 88H27V86H26ZM31 88V87H30ZM126 88V87H125ZM176 88H178V87H176ZM185 88V87H184ZM191 88V89H192ZM195 88V87H194ZM1 90H0V100H2L3 102H5V104H6V108L5 109H7V107H12V108H14V107H19V110L21 109L22 110V108H23V110H25L24 108V106L22 107V102L23 101H21V96H14V98L12 97L13 95H16V94H13L12 96H7V94L5 95V93L6 92H4L3 90H5V89H3V88H0ZM11 89V88H10ZM14 89V88H13ZM40 89V88H39ZM71 89H73V88H71ZM82 89H84V88H82ZM86 89V88H85ZM142 89V88H141ZM149 89V88H148ZM154 89V88H153ZM175 89V88H174ZM213 89V88H212ZM215 89V88H214ZM218 89V88H217ZM28 90V89H27ZM50 90V89H49ZM48 90V91H49ZM77 90H81V89H79V88H77ZM103 90V89H102ZM129 90H130V88H129ZM143 90V89H142ZM141 90V92H143ZM144 90H145V88H144ZM150 90V89H149ZM172 90V89H171ZM196 90V89H195ZM204 90V89H203ZM216 90V89H215ZM6 91V90H5ZM9 91V90H8ZM41 91V90H40ZM61 91V92H62ZM74 91V90H73ZM72 91V93H74ZM103 91H105V90H103ZM153 91V90H152ZM176 91V90H175ZM178 91V90H177ZM192 91H194V90H192ZM191 91V92H192ZM13 92H15V91H13ZM21 92H23V91H21ZM67 92H69L68 90H67ZM78 92V91H77ZM150 92H151V90H150ZM179 92V91H178ZM219 92V91H218ZM11 93H12V90H11ZM20 93V92H19ZM18 93V94H19ZM29 93V92H28ZM71 93V94H72ZM79 93V92H78ZM80 93H81V91H80ZM80 93L78 94V95H80ZM86 93V92H85ZM104 93V92H103ZM125 93V92H124ZM135 93V92H134ZM144 93V92H143ZM167 93V92H166ZM175 93H177V92H175ZM184 93V92H183ZM217 93V92H216ZM64 94H65V96H66V93L64 92ZM88 94V93H87ZM172 94V93H171ZM191 94H194V93H191ZM219 94V93H218ZM222 94V93H221ZM115 95V94H114ZM143 95V94H142ZM198 95V94H197ZM62 96H64V95H62ZM74 96V95H73ZM144 96V95H143ZM143 96H141V97H143ZM146 96V95H145ZM176 96V95H175ZM193 96H196L195 94L193 95ZM21 97V98H20ZM25 97V96H24ZM23 97V98H24ZM46 97V96H45ZM77 97V96H76ZM93 97H95V96H93ZM134 97V96H133ZM132 97V98H133ZM146 97H148V96H146ZM150 97V96H149ZM156 97V96H155ZM213 98V100L212 101H214L215 100V98H217V97H215L214 98V96H212ZM219 97H221V96H218V98ZM223 97H225V96H223ZM223 97H221L219 100H221ZM227 97L228 96H226V99H227ZM233 97V96H232ZM231 97V98H232ZM251 97V96H250ZM249 97V99L251 100V98ZM253 97V96H252ZM22 98V99H23ZM48 98V97H47ZM50 98V97H49ZM54 98V100L55 99H57L58 97L56 96V98H55V96L53 97ZM59 98H61V96L59 97ZM69 98V97H68ZM87 98H89L90 100H92L93 98H91V96L90 97H87ZM116 98V97H115ZM145 98V97H144ZM143 98V100H145ZM157 98H160V97H157ZM198 98V97H197ZM234 98V97H233ZM235 98H236V96H235ZM254 98V97H253ZM258 99H256L255 100V102H253V100L252 101H250L249 103H246V104H244L243 106H245L244 108H246V111H245V113L246 114H244V112H241L242 114H243V116H241V120H238V124H240V125H237L236 127L238 128L239 126V128H241L242 127V125H244L243 127V131H245L246 130V132L249 130V131H253L254 133L252 134V132H247V133H249V134H252V139L251 138H246V136L248 135L247 133H245V134H247V135H245V137H244V135L242 136V138L241 139H245V141L248 139V141L249 142H245L244 140V142L246 143L245 145H244V147H243V151L245 152V155L243 154V159L241 158L240 160L239 159H237V158H231L230 156H229V154H227L226 156H224L223 157V160H222V163H221V167H219V169H218V175H219V177L221 178V182H219L218 180V182L216 183V181L215 180H213L212 179V181L211 180H203V178H202V180L203 181H201V183H200V185L198 186L197 185V187L196 188H199L198 190H200L201 191V193L202 192H204V193H206L205 195H207V198H206V196L204 197V198H206V200H205V206L207 207L206 209H207V211L208 212H206L205 210H201L200 208H195V209H193V207H192V209L191 208H187V207H185V210H187V209H189L188 211H186V212H189L190 213V211L191 210H193V212H192V214H188L187 216H189V215H191V216H189L190 217V220H192V222H190L189 220H188V217H186V214L184 213V211H182V212H180V214L181 213H183V214H185V217H183L182 215V217L183 218H181V216L180 217H177V219L178 218H181V220L182 219H186V221L188 222L189 221V224H192V225H190V226H188L186 223H181L180 222V219H178V221L181 223V229H180V231H178L176 228H175V226H174V224L173 225H171V224H167L166 223V221H168V219L170 220V218H168L167 217V214H165V213H163V211H164V209H163V211H162V206L163 205H170V204H172L173 202H174V196H176L177 195V200L178 201H180L181 199V197L183 198V196H185L186 194V190L187 189H185V187H184V185H182V183L183 182H181V180L179 179V178H177V176H175L174 174H176V173H174V174H171L170 173V175H168V176H166V174H165V176L163 175V174H161L160 172H157V170L155 171V172H157L156 174L154 173V171H153V173L154 174H150L151 175V178H150V182H151V186H150V188L149 189H144V190H141L140 188V190L142 191V196H143V198H144V204L146 203V206H147V208H148V213H150V218L152 217V218H154L156 221L155 222H157V224H159V225H161V226H163L162 227V229L164 228V234L163 235H165L164 237H158L157 238V242H153V238H152V236H151V239H152V241H151V239H150V243L149 244H151L152 242V244L151 245H148L149 247L147 248V252L148 253H152L153 252V254H151V257H149V258H154L153 260H151V259H146L147 258V256H149L150 254H148V255H144L143 254V252H139L141 255L143 254L146 258H144V256H143V258H139L140 256H138L139 254H137V251L135 250V252L133 251V252H130L129 253V255L131 254V255H133V253H135L137 256L136 257H138L137 259L135 258V260L136 261H134V263L135 262H137V261H139L140 262V259H142L141 261H143V260H147V262L145 261V262H142V263H151V261H154L155 260V258L156 257H160V255L162 256V255H164L165 257H166V255H167V257H170V255H169V253L171 254L172 253V255L174 256V259H176L177 257H179L178 259H180L182 256V254H181V252H179L177 249H175V248H170L169 246L170 245H168V242H169V240H168V242H167V239L169 238L170 239V237H171V234H173V233H175L176 232V234H177V236L176 237H178V239H179V241L181 242V243H183V244H185V243H187L188 244V242L189 243H193L192 241H195L194 239V236H193V234L194 233H190L191 232V230L190 229H192V232H193V230H194V232H197V234H196V236L197 237H199L200 239L202 238L203 240H204V242H203V244H204V246L205 247H207L205 250L206 251H208L210 248H212V249H210V250H214L215 251V253H218L219 255H222V256H226L227 257V259L229 258V259H231V260H233L234 262V264H244V263H242V260H243V257H244V255H243V253L241 252V251H239L238 249H237V247L235 248V244H237L235 241H238L239 240V237H238V234H229V232L230 233H234V231H233V229L231 228V225H235V227L236 228H239V229H243V230H246L248 233H249V241H253V242H256L255 243V245H254V247H253V245H252V242L249 244V242L247 243V242H245V243H247L248 245H246V244H243L242 243V246L243 245H245L246 247L248 246L249 248L252 246L253 248H255V249H253L252 247H251V249H253V250H250V252L251 253H254L255 254V250H256V252L257 253H260L261 252V256H259V257H261V258H258V259H260L259 260V263L258 262H256L257 264H264V98L262 97V96H258L257 97ZM62 99V98H61ZM70 99V98H69ZM73 99V98H72ZM84 99V98H83ZM148 99V98H147ZM150 99V98H149ZM153 99V98H152ZM225 99V101L227 102V100ZM26 100H27V97H26ZM45 100V99H44ZM58 100V99H57ZM60 100V99H59ZM63 100V99H62ZM68 100V99H67ZM85 100V99H84ZM100 100V99H99ZM98 100V101H99ZM121 100H122V98H121ZM131 100V99H130ZM136 100V99H135ZM139 100L140 101H142L140 98H139ZM156 100V99H155ZM158 100V99H157ZM203 100V99H202ZM218 100V99H217ZM229 100H230V97H229ZM228 100V101H229ZM237 100V99H236ZM0 102V104L1 103H3V102ZM36 101V100H35ZM48 100L46 99L45 101H44V103H41L40 105H39V109L38 110H40L41 112L40 113H42V114H44V115H42L41 117V119H39L37 122L41 125L40 127H43L44 128V130H42L41 129V132H42V134H43V132L44 131H48V133H46V132H44V133H46V135H47V139L46 138H44V139H46L47 141H45L46 143V146H48L47 145V142L48 143H52V144H56V145H59V147H60V149H64V147L66 148V151H68L67 150V147L66 146H68V145H70V143H68L67 142V136H66V130L68 129L67 127H68V124H67V122H63L64 121V119H62V121H59L58 119H60V118H58L57 119V115L56 116H54L55 117V119H57V120H55V119H53V118H51L52 116L49 114V110H48V104L49 103H46ZM52 101V100H51ZM65 101V100H64ZM77 101V100H76ZM75 101V102H76ZM127 101V100H126ZM147 100H145V102H146ZM200 101V100H199ZM204 101V100H203ZM48 102H50V101H48ZM57 102V101H56ZM62 102V101H61ZM73 102V101H72ZM97 102V101H96ZM96 102H94V100L92 101V103H95V104H97ZM101 102V101H100ZM100 102H98V103H100ZM148 102V101H147ZM146 102V103H147ZM215 102V101H214ZM235 102H237V101H235L234 100V103ZM242 102V101H241ZM260 103V104H258V106L255 104V103ZM52 103V102H51ZM78 103V102H77ZM91 103V102H90ZM124 103V102H123ZM142 103H143V101H142ZM150 103V102H149ZM160 103V102H159ZM210 103V102H209ZM219 103V102H218ZM231 103L232 102H228V104L229 105H227L228 106V108L231 106ZM39 104V103H38ZM63 104V103H62ZM94 104V105H95ZM114 104V103H113ZM135 104V103H134ZM151 104H152V101H151ZM211 104V103H210ZM215 104H217V103H215ZM237 104V106L235 107V108H237V107H240L239 106V104H241V103H236ZM236 104H234V105H236ZM29 104H27L26 106H28ZM52 106H53V104H51ZM50 105V106H51ZM92 105V107H95L93 104H91ZM99 104H97V108L99 107L98 106ZM100 105H101V103H100ZM103 105H104V103H103ZM118 105V104H117ZM116 105V106H117ZM148 105V104H147ZM150 105V104H149ZM148 105V106H149ZM212 106H214L213 104H211ZM221 105V104H220ZM1 106H4V104H2V105H0V108H1ZM51 106V107H52ZM110 106V105H109ZM124 106H125V104H124ZM151 106V105H150ZM153 106V105H152ZM205 106V105H204ZM209 106V105H208ZM218 106H219V104H218ZM222 106V105H221ZM224 106H226L225 105V103H224ZM243 106H241V107H243ZM29 107V106H28ZM26 108L27 109V111L29 112V114H33V112L36 110V108L35 107H33V108H35V109H33L32 110V107L31 108ZM37 107V106H36ZM96 107L94 108L95 110H96ZM114 107H115V105H114ZM126 107V106H125ZM125 107L123 108L122 106L120 107V104H119V106H118V108L116 107V109H118L119 111H121V109L120 108H122L123 109V111H124V109H125ZM130 107V106H129ZM132 107V106H131ZM134 107V106H133ZM133 107L131 108V110L133 109ZM140 107V109H141V106H139ZM139 107H137L136 106V108H139ZM157 107H158V105H157ZM215 107H217V106H215ZM232 107H234V106H232ZM232 107H230L231 108V110L230 109H228V115H229V112L230 111H232ZM80 108V107H79ZM135 108V109H136ZM149 108H151V107H149ZM155 108V107H154ZM212 108V107H211ZM225 108V107H224ZM227 108V107H226ZM243 108V109H244ZM3 107L0 109V110H2V111H4V113H5V115L7 114V112H8V110L9 111H11L10 109H7V110H5ZM16 109L17 108H14V110H13V112L12 113H17L16 112ZM93 109V110H94ZM108 109V108H107ZM135 109H133V110H135ZM215 109V108H214ZM217 109V108H216ZM220 109V108H219ZM239 109V108H238ZM242 109V108H241ZM242 109V110H243ZM18 110V109H17ZM51 110H53V109H51ZM62 110V109H61ZM92 110V109H91ZM126 110V109H125ZM130 110V109H129ZM130 110V111H131ZM154 110V109H153ZM159 111H160V109H158ZM213 110V109H212ZM227 110V109H226ZM225 110V111H226ZM230 110V111H229ZM241 110V111H242ZM245 110V109H244ZM243 110V111H244ZM7 111V112H6ZM37 111V110H36ZM85 111V110H84ZM99 111L100 110H98L97 112H98V114H100L99 113ZM118 111V112H119ZM127 111V110H126ZM129 111V112H130ZM151 111H152V109H151ZM150 110H149V112H151ZM216 112H217V110H215ZM219 111V110H218ZM19 113H20V111H18ZM21 112H23V111H21ZM38 112V111H37ZM35 113V117H36V114H38V113ZM50 112H52V111H50ZM69 112V111H68ZM96 112V111H95ZM97 112H96V114L94 115V116H91L92 117V119H94L93 117H97V118H99L100 119V117H98V115H97ZM128 112V111H127ZM138 112V111H137ZM153 112V111H152ZM154 112H155V110H154ZM204 112V113H203ZM220 112V111H219ZM218 112V113H219ZM233 112H234V110H233ZM236 112H237V109H236ZM239 112V111H238ZM14 113V115L13 116H16V114ZM40 113H39V115H40ZM63 113H65V112H63ZM82 113V112H81ZM111 113V112H110ZM123 113V112H122ZM121 112L118 114V117H120L121 116V114H122ZM132 113H134V112H132ZM239 114V115H242V114ZM23 114V113H22ZM24 114H25V112H24ZM29 114L27 113V115L25 114V116L27 117V116H29ZM53 114V113H52ZM91 114V113H90ZM215 113H214V111H211V110H203V111H198V115L200 116V117H202L203 119H212V118H214L215 117V115H214ZM217 114V113H216ZM227 114V113H226ZM231 114V113H230ZM235 114H237V113H235ZM19 115V114H18ZM64 115V114H63ZM93 115V114H92ZM97 115V116H96ZM114 115V114H113ZM120 115V116H119ZM128 115V114H127ZM130 115H131V113H130ZM129 115V116H130ZM132 115H134V114H132ZM217 115H219V114H217ZM227 115V116H228ZM12 116V117H13ZM25 116H23V117H25ZM67 117H68V114L66 115ZM109 116V115H108ZM136 116V115H135ZM137 116H141L140 115V113L138 112V115ZM158 116V115H157ZM221 116H223V115H221ZM17 117V116H16ZM16 117H14V118H16ZM23 117H21L22 119H21V121L24 119ZM25 117V118H26ZM32 118H33V116H31ZM58 117H61V116H58ZM84 117V116H83ZM83 117H81V118H83ZM103 117V116H102ZM124 119L126 118V117H124V116H122ZM230 117V116H229ZM232 117H234V114H233V116ZM235 117H236V115H235ZM27 118H30V117H27ZM27 118H26V120H27ZM76 118V117H75ZM79 118V117H78ZM104 118V117H103ZM102 118V119H103ZM121 118V117H120ZM127 118H128V116H127ZM130 118H132V116L130 117ZM140 118H143V117H140ZM139 118V119H140ZM146 118V117H145ZM144 118V119H145ZM150 118H151V116H150ZM178 118V117H177ZM217 118V117H216ZM222 119L223 118H225L224 116L223 117H221ZM237 118V117H236ZM10 119V118H9ZM17 119V118H16ZM35 119H38V117L37 118H35ZM35 119H34V121H35ZM73 119V118H72ZM71 119V120H72ZM84 119V118H83ZM86 119H88L87 117H86ZM89 119H90V117H89ZM92 119H90L91 121H92ZM129 119V118H128ZM144 119H143V121H144ZM226 119V118H225ZM232 119V118H231ZM235 119V118H234ZM234 119H233V121H234ZM70 120V119H69ZM96 120V119H95ZM123 120V119H122ZM134 120V119H133ZM227 120V119H226ZM230 120V119H229ZM1 121V120H0ZM17 121V120H16ZM83 121V120H82ZM103 121V120H102ZM105 121V120H104ZM123 121H125V120H123ZM127 121V120H126ZM141 121V120H140ZM145 121H146V119H145ZM163 121V120H162ZM193 121V120H192ZM191 121V122H192ZM239 121H240V123H239ZM2 122V121H1ZM18 122V121H17ZM17 122H16V124H17ZM20 122V121H19ZM26 122V121H25ZM73 122V121H72ZM77 122H78V119H77ZM86 121H84L83 123H85ZM88 122V121H87ZM94 122H96V121H94ZM93 122V123H94ZM98 122H101V119L100 120H98ZM134 122V121H133ZM219 123H221L220 121H218ZM227 122L229 123L230 121H228L227 120ZM232 122V121H231ZM230 122V124L231 125H234L233 123H231ZM234 122H236V119H235V121ZM5 123V122H4ZM28 123L30 124V120L28 119ZM35 123V122H34ZM71 123V122H70ZM75 123V122H74ZM92 123V122H91ZM109 123H110V121H109ZM146 123V122H145ZM223 123H225L224 122V120H223ZM1 124V123H0ZM25 124V123H24ZM27 124V123H26ZM37 124V123H36ZM38 124V125H39ZM79 124V123H78ZM82 124V123H81ZM86 124V123H85ZM102 124V123H101ZM230 124H228V125H230ZM7 125V124H6ZM5 125V126H6ZM28 125V124H27ZM73 125V124H72ZM75 125H77V123L75 124ZM74 125V126H75ZM80 125V124H79ZM78 125V126H79ZM87 125V124H86ZM86 125H84V127L86 128ZM89 125V124H88ZM99 125V124H98ZM225 125V124H224ZM236 125V124H235ZM2 125H0V127H1ZM16 126V125H15ZM81 126V125H80ZM96 126V125H95ZM99 126H101V125H99ZM99 126H98V128L97 127H95V128H97V129H99ZM120 126V125H119ZM140 126V125H139ZM138 126V127H139ZM160 126H162V125H160ZM221 126H223V125H221ZM227 126V125H226ZM76 128H77V126H75ZM89 127H90V125H89ZM104 127V126H103ZM121 127V126H120ZM2 128H5L4 126H2ZM1 128V129H2ZM6 128H7V126H6ZM5 128V129H6ZM29 128V127H28ZM31 128V127H30ZM46 128V129H45ZM92 128H94V127H92ZM91 127H90V129H92ZM94 128V129H95ZM119 128V127H118ZM198 128V127H197ZM218 128H220L219 126H218ZM216 129V127H215V131H214V133L212 134V137L211 138H209V139H207V141H206V144H208V146L209 147H218V148H220L221 149V147H222V145H224V143L226 142L225 140L226 139H224L223 138V136L221 137L220 135H223V134H220V135H216L215 133L217 132V134L220 132V129ZM226 128V127H225ZM233 128H234V132L235 131H238L237 130V128L235 129V127L234 126H232V131H233ZM5 129H3L4 131H5ZM69 129H72V127L70 126L69 127ZM77 129H80V128H77ZM77 129H75L76 131H77ZM89 129V128H88ZM88 129H86V130H84V131H86L87 132V130ZM100 129H102L101 127H100ZM99 129V130H100ZM142 129V128H141ZM222 129V128H221ZM242 129V128H241ZM11 130V129H10ZM9 129H8V136L10 137V134L9 133H11L12 131H10ZM13 130V129H12ZM38 130H39V127H38ZM38 130H37V132H38ZM49 130H50V132H49ZM74 130V129H73ZM81 130V129H80ZM103 130V129H102ZM131 130V129H130ZM129 130V131H130ZM10 131V132H9ZM21 131V130H20ZM32 130L30 129L29 130V132H31ZM70 130H68V132H69ZM90 131H92V130H90ZM104 131V130H103ZM105 131H106V129H105ZM229 131V133L231 132V127H230V129L228 130ZM228 131H226V132H228ZM241 131V135H242V133H243V131L242 130H240ZM3 132V131H2ZM36 132V130L34 131V133ZM67 132V133H68ZM93 132H95V130L94 131H92V133ZM98 132H101V130L100 131H98ZM97 131H96V133L95 134H99ZM109 132V131H108ZM131 132V131H130ZM163 132V131H162ZM224 132V131H223ZM239 132V131H238ZM237 132V133H238ZM15 133H17V132H15ZM27 133V132H26ZM71 133V132H70ZM70 133H68L70 136H71V134ZM74 133V132H73ZM78 133V132H77ZM80 133V132H79ZM138 133V132H137ZM156 133V132H155ZM222 133V132H221ZM236 133V134H237ZM4 134H6L7 135V133H5L4 132ZM4 134H2V133H0V264H59V259H62V258H68L69 259V256H68V254L69 253H67V250H68V252H71V251H69V246H68V248H66L65 246H64V243H62V242H65V243H67L68 241L67 240H69V242H72L71 240H73V243H74V237H76V236H78L79 235V233H78V235H75V234H73V233H75V232H77L78 231V229H76V228H79V225L75 228L73 225L72 226H69V225H66V226H69L70 227V229L73 227V228H75L74 229V231H71V230H67L68 231V235H70V234H73L74 236L73 237H71L70 239H68L67 237H63V238H61V241L62 242H60V239H56V234H55V232L53 231L52 232V229L54 230V228L56 227V226H60V223H61V219H62V217H65L64 218V220H66V218H67V216H62V213L61 212H59L60 210L61 211H63V207H57V209L58 210H55V211H57V212H53L54 210L53 209H51V210H53V211H48V210H46V209H44V208H40L41 206H34V205H36L35 204V202H36V200L38 199V194L36 193V192H34L33 190H32V183H33V179H32V177L30 178V176H32L31 175V170H28L27 172L30 174V176H28V174H25L23 177H20L21 179H19V177H18V175H16V165L18 164V162H20V161H24V160H21L22 158H20V156H18L19 154L17 153V152H15V150L13 149V147L15 148L16 147V145L14 144L13 145V147L9 144V142L8 141H13V140H11V137L9 138L8 137V139H6V137H5V135ZM32 134V133H31ZM37 134V136L38 135H40L41 136V134H40V132H39V134L38 133H36ZM35 134V135H36ZM76 134V133H75ZM81 134V133H80ZM79 134V135H80ZM91 134V133H90ZM89 134V135H90ZM102 132L100 133V136H99V140H100V142H97L98 144L100 143V146H101V138L103 137L104 138V135L102 134ZM130 134V133H129ZM132 134V133H131ZM228 134V133H227ZM227 134H224V135H227ZM232 134H233V132H232ZM239 134H240V132H239ZM14 135L15 134H13V137H14ZM17 135H18V133H17ZM17 135H16V138L17 139H19L20 140V138H18L17 137ZM19 135H20V133H19ZM23 135V134H22ZM45 135V136H46ZM78 135V134H77ZM84 135H85V133H84ZM137 135V134H136ZM238 135V134H237ZM29 136V135H28ZM31 136L33 137V135H30V137L29 138H31ZM39 136V137H40ZM43 136H44V134H43ZM44 136V137H45ZM75 135L73 134V137H74ZM87 136H88V134H87ZM91 136V135H90ZM92 136H95V139H97L98 140V137L96 138V136L97 135H94V133L92 134ZM91 136V137H92ZM163 136V135H162ZM232 136V137H231ZM230 136V138H233V135H231ZM235 136V135H234ZM239 136L240 135H238V138H239ZM80 137H82V136H80ZM120 137V136H119ZM137 137V136H136ZM227 137V136H226ZM237 137V136H236ZM248 137V136H247ZM250 137V136H249ZM25 138V137H24ZM24 138H22V141L24 140ZM86 137H84L83 138V140H82V143H83V141H84V139H85ZM88 138H90V137H88ZM102 138V139H103ZM132 138V137H131ZM171 138V137H170ZM199 138V137H198ZM228 139H230L229 137H227ZM14 139V138H13ZM16 139V141L18 142V140ZM26 139V138H25ZM34 140H36L35 138H33ZM40 139L42 140V137H40ZM43 139V140H44ZM71 139H73V138H71ZM71 139H69V140H71ZM94 139V138H93ZM105 139H107V138H105ZM135 139V138H134ZM151 139V138H150ZM159 139V138H158ZM165 139L167 140V138L165 137ZM172 139V138H171ZM204 139V138H203ZM237 139V138H236ZM240 139V138H239ZM15 140V139H14ZM29 140V139H28ZM43 140H42V144H44V142H43ZM68 140V141H69ZM75 140V139H74ZM79 140V139H78ZM78 140H75V141H77L78 142ZM87 140V139H86ZM164 140V139H163ZM169 140V139H168ZM167 140V141H168ZM235 140V139H234ZM25 141V140H24ZM37 141V140H36ZM72 141V140H71ZM92 143V141H91V139H89L88 140V143H85V144H88L87 146H89L90 147V149H91V143ZM107 142H108V140H106ZM106 141H104L103 140V143H105ZM129 141V140H128ZM131 141V140H130ZM157 141V140H156ZM233 141V140H232ZM15 142V141H14ZM16 142V143H17ZM26 142V141H25ZM25 142L23 143H21V141H20V145H23V144H25ZM28 142L29 141H27V143H26V145H24L25 147L27 146V144H28ZM70 142V141H69ZM124 142V141H123ZM138 142V141H137ZM160 142V141H159ZM158 142V143H159ZM229 142V141H228ZM36 143V142H35ZM35 143H33L35 146H36V144ZM37 143H39V141L37 142ZM72 143V142H71ZM74 143L76 144V149H74V150H76L77 151V146L78 145H81V144H79V142L78 143H76V142H74L73 141V145H74ZM90 143V144H89ZM94 143H95V140H94ZM93 143V144H94ZM96 143V144H97ZM153 143V142H152ZM152 143H151V145H152ZM180 143V142H179ZM230 143H231V141H230ZM13 144V143H12ZM18 144V143H17ZM71 144V145H72ZM78 144V145H77ZM92 144V145H93ZM133 144V143H132ZM139 144V143H138ZM155 144V143H154ZM157 144V143H156ZM165 144H167L166 142H165ZM188 144V143H187ZM226 144H227V142H226ZM241 144V143H240ZM29 145V144H28ZM39 145V144H38ZM105 145V146H104ZM104 145H102L101 147V149H104L105 147H106V144H104ZM108 145H109V143H108ZM107 145V146H108ZM125 145V144H124ZM137 145V144H136ZM135 145V146H136ZM158 145V147H159V145L160 144H157ZM168 145V144H167ZM194 145V144H193ZM198 145V144H197ZM204 145V144H203ZM236 145H238V144H236ZM35 146H33V147H35ZM40 146H41V143H40ZM54 146L55 145H53V147L52 148H54ZM200 146V145H199ZM25 147H21V148H24L25 149ZM38 147V146H37ZM37 147H35V149H37ZM45 147V146H44ZM71 147V146H70ZM85 147V146H84ZM89 147H87V149L89 148ZM94 147V146H93ZM92 147V148H93ZM97 147V146H96ZM132 147V146H131ZM195 147V146H194ZM197 147V146H196ZM201 148H202V146H200ZM205 147V146H204ZM227 147H228V145H227ZM242 147H240V149H242ZM20 148V147H19ZM39 148V147H38ZM43 148V147H42ZM72 148H75V147H73L72 146ZM72 148H70V149H72ZM80 148V147H79ZM78 148V149H79ZM82 149H83V147H81ZM81 148L79 149V152L81 153ZM95 148V147H94ZM92 149V150H97V148L99 149V146L96 148V149ZM107 148V147H106ZM129 148V147H128ZM162 148V147H161ZM223 148V147H222ZM232 148V147H231ZM239 148V147H238ZM22 150V151H25V150ZM28 149V148H27ZM39 149H41V148H39ZM45 149V148H44ZM54 149H56V148H54ZM198 149V148H197ZM204 149V148H203ZM209 149V148H208ZM234 149V148H233ZM38 150V149H37ZM37 150H35V152L37 151ZM43 150V149H42ZM47 150V149H46ZM52 150V149H51ZM58 150V149H57ZM57 150H55V153H56V151ZM84 150V149H83ZM89 150V149H88ZM88 150H84L85 152H88V154H90V155H92L91 153H89V151ZM100 150V149H99ZM121 150H122V148H121ZM165 150V149H164ZM175 153L177 152V154H178V163H179V165H180V167L178 168L179 170H180V168H181V173H183L184 174V176L186 175V174H188V176L190 177H192L193 176V178H194V171L195 170H193V168H194V163H195V167H196V162H195V155H194V159H193V157L191 158L190 156L188 157V155H187V150H188V146H186V145H183V144H178L177 146H176V148H175ZM190 150V149H189ZM238 150V149H237ZM21 151V152H22ZM29 151H31V150H29ZM40 151V150H39ZM37 152L34 156H33V158H34V160L36 161V162H42V159H41V157H43V154H44V152H46V151H42L43 152V154H41L40 152ZM163 151V149H161V152ZM166 151V150H165ZM168 151V150H167ZM166 151V152H167ZM171 151V150H170ZM170 151H168L169 153H170ZM204 151V150H203ZM218 151V150H217ZM224 151V150H223ZM35 152H33L32 151V153H31V155H33V153H35ZM47 157H49L48 156V154H49V146H48V150H47ZM53 152V151H52ZM70 152V151H69ZM71 152H72V150H71ZM70 152V153H71ZM78 152V151H77ZM78 152V153H79ZM93 152V151H92ZM95 152V151H94ZM116 152V151H115ZM122 152V151H121ZM137 152V151H136ZM141 152H143V151H141ZM140 152V153H141ZM150 152V151H149ZM164 152V151H163ZM194 152V151H193ZM240 152H241V150H240ZM239 152V153H240ZM243 152V153H244ZM25 153H26V151H25ZM28 153L29 152H27L25 155H28ZM59 153V152H58ZM61 153H62V151H61ZM63 153H65L64 152V150H63ZM76 153V152H75ZM75 153H73V154H75ZM79 153V154H80ZM96 153V152H95ZM103 153V152H102ZM139 153V154H140ZM228 153V152H227ZM238 153V154H239ZM21 154V153H20ZM46 154V153H45ZM44 154V155H45ZM82 154H85V153H83L82 152ZM81 154V155H82ZM116 154V153H115ZM120 154V153H119ZM122 154H123V152H122ZM137 154V153H136ZM138 154V155H139ZM143 154H145V153H143ZM188 154L190 155V153L188 152ZM194 154V153H193ZM24 155V156H25ZM42 155V156H41ZM56 155V154H55ZM76 155V154H75ZM78 155V154H77ZM76 155V156H77ZM94 155V154H93ZM137 155V156H138ZM146 155V154H145ZM144 155V156H145ZM160 155V154H159ZM164 156V154L162 153L161 154V156ZM199 155H201L200 153H199ZM204 155V154H203ZM217 155V154H216ZM235 155V154H234ZM29 156V155H28ZM72 156V155H71ZM79 156V155H78ZM87 156V155H86ZM89 156V155H88ZM211 156V155H210ZM218 156V155H217ZM52 157V156H51ZM128 157V156H127ZM134 157H136V155H133V158ZM141 157H142V155H141ZM140 157V158H141ZM165 157H167V156H165ZM172 157V156H171ZM212 157V156H211ZM20 158V159H19ZM25 158H26V156H25ZM46 158V155L44 156V158L43 159H45ZM128 158H130V157H128ZM132 158V157H131ZM137 158H139V156L137 157ZM163 158V157H162ZM161 158V159H162ZM168 158V157H167ZM48 159V158H47ZM76 159V158H75ZM166 159V158H165ZM169 159V158H168ZM200 159V158H199ZM31 160V159H30ZM50 160V159H49ZM54 160V159H53ZM53 160H51V161H53ZM55 160L57 161L58 159H56L55 158ZM71 160V159H70ZM81 160V159H80ZM128 160V159H127ZM137 160V159H136ZM140 160V159H139ZM155 160H157V159H155ZM207 160V159H206ZM28 162H29V160H27ZM47 161V160H46ZM129 161V160H128ZM158 161V160H157ZM161 161V160H160ZM162 161H164V163H165V160H164V158L162 159ZM167 161V160H166ZM25 162V161H24ZM24 162H22V163H24ZM27 162V163H28ZM30 162H32V161H30ZM43 162H44V160H43ZM76 162V161H75ZM126 162V161H125ZM155 162V161H154ZM21 163V162H20ZM19 163V164H20ZM22 163H21V166H22ZM26 163V162H25ZM27 163L25 164V165H23V166H26L27 165ZM34 162H32L30 165H32ZM45 163H47V162H45ZM52 163H54V165H55V162H52ZM59 163H60V161H59ZM159 163V162H158ZM157 163V164H158ZM163 163V164H164ZM177 163V164H178ZM62 164V163H61ZM60 164V165H61ZM131 164V163H130ZM149 164V163H148ZM166 164V163H165ZM218 164V163H217ZM38 164H36L35 166L34 165H32V166H34V167H36V169H37V166ZM49 164L47 163V166H48ZM151 165V164H150ZM178 165V166H179ZM215 165V164H214ZM219 165H220V163H219ZM22 166V167H23ZM41 166V165H40ZM38 167L41 171H42V167ZM51 166V165H50ZM56 166V165H55ZM54 166V167H55ZM65 166V165H64ZM64 166H63V168H64ZM74 166V165H73ZM126 166V165H125ZM165 166V165H164ZM169 166V165H168ZM182 166V167H181ZM213 166V165H212ZM218 166V165H217ZM27 167H28V165H27ZM44 167V166H43ZM80 167V166H79ZM79 167H77V169L79 168ZM111 167V166H110ZM109 167V168H110ZM113 167V166H112ZM115 167V166H114ZM124 167V166H123ZM138 167H140V166H138ZM163 167V166H162ZM172 167V166H171ZM58 168V167H57ZM67 168V167H66ZM116 168V167H115ZM121 168V167H120ZM129 168V167H128ZM156 168V167H155ZM166 167H164V169H165ZM23 169H25V170H27L26 169V167H23ZM29 169V168H28ZM34 169V168H33ZM52 169V167H50V169H49V171L48 172H50V170ZM56 169V168H55ZM68 169V168H67ZM71 169V168H70ZM74 169V168H73ZM118 169V168H117ZM160 169V168H159ZM167 169V168H166ZM169 169L171 170V168H170V166H169ZM196 169V168H195ZM21 170H22V168H21ZM79 170V169H78ZM82 170V169H81ZM41 171H39V173L41 172ZM44 171H45V168H44ZM43 171V172H44ZM46 171V172H47ZM58 170L56 169V171L54 170V172H55V174H56V172H57ZM59 171H60V169H59ZM65 171H66V169H65ZM159 171V170H158ZM165 171H167V170H165ZM172 171V170H171ZM26 172V171H25ZM38 172V171H37ZM42 172V173H43ZM45 172V173H46ZM78 172V171H77ZM141 172V171H140ZM147 172V171H146ZM173 172V171H172ZM175 172V171H174ZM32 173L34 174L35 173V170H34V172L32 171ZM45 173H43L44 175H45ZM53 173V171L52 172H50V175ZM61 173V172H60ZM67 173V172H66ZM72 173H74V172H72L71 171V174ZM164 173V172H163ZM189 173H191V175H189ZM36 174V173H35ZM34 174V175H35ZM43 174H41V179H43V177H42V175ZM59 174V173H58ZM58 174H57V176H58ZM75 174V173H74ZM74 174H72V175H70V177L72 176V178L74 177L73 175ZM39 174H37V176H38ZM53 175V174H52ZM65 175V174H64ZM83 175V174H82ZM81 175V176H82ZM177 175V174H176ZM36 176V175H35ZM36 176V177H37ZM40 176V175H39ZM47 176V175H46ZM54 176V175H53ZM52 176V177H53ZM56 176V175H55ZM57 176H56V179H57ZM85 176H86V174H85ZM87 176H89V175H87ZM86 176V177H87ZM216 176V175H215ZM66 177H68V176H66ZM77 177V176H76ZM79 177H80V175H79ZM90 177V176H89ZM133 177V176H132ZM137 177V176H136ZM179 177V176H178ZM182 177V176H181ZM190 177V178H191ZM195 177H196V175H195ZM38 179L40 178V177H37ZM48 178V177H47ZM46 178V179H47ZM81 178V177H80ZM92 178V177H91ZM135 178V177H134ZM185 180H188L187 179V176H185ZM213 178V177H212ZM52 179V178H51ZM79 179V178H78ZM83 179H85L84 177H83ZM89 179V178H88ZM111 179V178H110ZM192 179V178H191ZM190 179V180H191ZM196 179H197V177H196ZM196 179H195V182L194 183H196ZM22 180V181H21ZM68 180H70V179H68ZM72 180V179H71ZM73 180H76V179H73ZM183 180V179H182ZM44 181H45V179H44ZM48 181V180H47ZM53 181V180H52ZM93 181V180H92ZM96 181H98V180H96ZM110 181V180H109ZM109 181H107V183L109 182ZM189 181V180H188ZM187 181V184L189 183ZM191 181H193V180H191ZM34 182H37V181H34ZM49 182H51V181H49ZM55 182V181H54ZM57 182V181H56ZM72 182V181H71ZM78 182V181H77ZM80 182V181H79ZM99 182H102V181H99ZM119 182V181H118ZM40 183H42V180H41V182ZM43 183H45V185H46V182H43ZM53 183V182H52ZM81 183V182H80ZM84 183V182H83ZM86 183H89L90 184V180H89V182L87 181ZM98 183V182H97ZM190 183H192V182H190ZM220 183L222 184L223 183V185H224V187L226 188V191H227V193H228V197H226L227 198V200H226V198H225V201H223V198H222V195H221V188H220ZM37 184H39V183H37ZM47 184H48V182H47ZM50 185H51V183H49ZM56 184V183H55ZM69 184V183H68ZM71 184V183H70ZM88 184V185H89ZM95 184H96V182H95ZM103 184V183H102ZM127 184V183H126ZM43 185V184H42ZM49 185V186H50ZM75 185V184H74ZM73 185V186H74ZM78 185V184H77ZM92 185V184H91ZM113 185V184H112ZM44 186V185H43ZM105 186V185H104ZM116 186V185H115ZM189 186H190V184H189ZM194 186H196V185H194ZM193 186V187H194ZM41 187V186H40ZM46 187H48L47 185H46ZM187 187H188V185H187ZM49 188V187H48ZM142 188V187H141ZM195 188V189H196ZM39 189V188H38ZM105 189V188H104ZM110 189V188H109ZM109 189H107V190H109ZM112 189V188H111ZM42 190V189H41ZM48 190H50V189H48ZM66 190V189H65ZM137 190V189H136ZM197 190V189H196ZM197 190V191H198ZM39 191V190H38ZM82 191V190H81ZM138 192H139V190H137ZM168 191V192H167ZM173 191H175V193H177L176 195H175V193L173 192ZM197 191H192L191 192V190H190V197L189 198H196V202H197V200H198V192ZM200 191H199V193H200ZM46 192V191H45ZM98 192V191H97ZM225 192V191H224ZM141 193V192H140ZM171 193L172 194H174V195H171ZM44 194V193H43ZM46 194V193H45ZM198 194V195H197ZM49 195H50V193H49ZM154 195H155V200H156V198H158V196H160L161 198L159 199V201H157L158 203H156V201H154V199H153V201H154V203H152L153 201L151 200V198H153L154 197ZM156 195H158L157 197H156ZM187 195H189V194H187ZM187 195H186V197H187ZM201 195V194H200ZM48 196V195H47ZM75 196V195H74ZM73 196V197H74ZM78 196L80 197V195L78 194ZM91 196V195H90ZM85 197V196H84ZM100 197V196H99ZM140 197V196H139ZM185 197V198H186ZM74 198H76V197H74ZM63 199V198H62ZM71 199V198H70ZM85 199V198H84ZM98 199V198H97ZM175 199H176V197H175ZM32 200V201H31ZM49 200H50V197H49ZM68 200H69V198H68ZM164 201L166 204H164L163 202H162V206L160 207V205H159V203H161L160 201ZM203 200V201H204ZM46 201V200H45ZM56 201V200H55ZM71 201V200H70ZM69 201V202H70ZM73 201V200H72ZM178 201H176L175 200V202H177L178 203ZM182 201V200H181ZM39 202V201H38ZM52 203H54L53 201H51ZM51 202H50V204H51ZM75 202V201H74ZM225 202V203H224ZM48 203V202H47ZM39 204H41V203H39ZM43 204V203H42ZM56 204V203H55ZM54 204V205H55ZM184 204V203H183ZM203 204V205H204ZM52 205V204H51ZM186 204H184V205H181L180 204V202H179V204H178V206H183V208H184V206H185ZM189 205V204H188ZM200 205V204H199ZM45 206V205H44ZM70 206H71V204H70ZM86 206V205H85ZM190 206V205H189ZM202 206V205H201ZM53 207V206H52ZM51 207V208H52ZM65 207V206H64ZM69 207V206H68ZM78 207V206H77ZM81 207V206H80ZM88 207V206H87ZM173 207H174V205H173ZM172 207V208H173ZM61 208V209H60ZM71 208V207H70ZM79 208V207H78ZM82 208V207H81ZM178 208V207H177ZM56 209V208H55ZM60 209V210H59ZM83 209V208H82ZM167 209H168V207H167ZM167 209H166V211H167ZM176 209V208H175ZM180 209L182 210V207H180ZM65 210V209H64ZM66 210H68V209H66ZM231 210H233V211H231ZM70 211V210H69ZM74 211V210H73ZM88 211V210H87ZM241 215V217L239 218L238 216H236L237 214V212ZM66 212H68V211H66ZM84 212V211H83ZM98 212V211H97ZM140 212H141V210H140ZM236 212V213H235ZM64 213H65V211H64ZM63 213V214H64ZM92 213V212H91ZM169 213V212H168ZM231 213V214H230ZM101 214V213H100ZM136 214H139V213H136ZM141 215H143V217L144 218H146V219H148L149 221H152L153 219L151 218V220L149 219V218H147V217H149V216H147V215H145L144 213L142 214V212L140 213ZM236 214V215H235ZM69 215V214H68ZM90 215L91 214H89V217H90ZM96 215V214H95ZM98 215V214H97ZM141 215H138L139 217L141 216ZM145 215V216H144ZM179 215V214H178ZM239 215V216H240ZM100 216V215H99ZM147 216V217H146ZM101 217V219H102V217L105 219V217L104 216H100ZM139 217H138V219H139ZM143 217H142V219H143ZM216 217V219H215V221L217 220L218 222H215L214 221V218ZM238 217V218H237ZM70 218V217H69ZM81 218V217H80ZM98 219L97 218V216L96 217H94V219ZM89 219V218H88ZM92 219V218H91ZM142 219H139V220H142ZM146 219H144L145 221H148V220H146ZM93 220V219H92ZM91 220V221H92ZM138 220V221H139ZM143 220V221H144ZM74 221V220H73ZM98 221V220H97ZM102 221V220H101ZM185 221V220H184ZM64 222V221H63ZM72 222V221H71ZM96 222V221H95ZM103 222V221H102ZM111 222V221H110ZM129 222V221H128ZM154 222V220L152 221V222H146V224L145 223H143L144 224V226L145 227H147V229L145 228V227H143V225L140 223L139 224V222H138V224H136V226H135V228L137 227V225H142V228L140 227V226H138V228H139V230L142 232V229L143 228H145V232L146 233H149L150 234V232L148 231V227H149V225L148 224H152ZM219 222H222V223H224V224H218ZM91 222H89L88 223V225L90 224ZM99 223H101L100 221H99ZM137 223V222H136ZM148 223V224H147ZM214 223H217V224H214ZM62 224V223H61ZM68 224V223H67ZM72 224V223H71ZM85 224V223H84ZM92 224V223H91ZM94 224V223H93ZM104 224V223H103ZM132 224V223H131ZM135 224V223H134ZM228 224V225H227ZM231 224V225H230ZM63 225V224H62ZM64 225V226H65ZM87 225V226H88ZM109 225V224H108ZM148 225V226H147ZM156 224L154 223V226H155ZM233 225V226H234ZM65 226V228H67ZM96 226V225H95ZM134 226V225H133ZM151 226H153V225H151ZM151 226L149 227V230H150V228H151ZM227 226H230V228H231V230H232V232L230 231V229H228L227 230ZM232 226V227H233ZM61 227H63V226H61ZM81 227V226H80ZM91 227H93V226H89V228L91 229ZM98 227V226H97ZM107 227V226H106ZM156 227V226H155ZM159 227V226H158ZM158 227H156V228H154V227H152L151 229H152V234H154V232L156 231H154V229H158ZM59 228V227H58ZM72 228V229H73ZM96 228V227H95ZM154 228V229H153ZM229 228V227H228ZM60 229V228H59ZM62 229V228H61ZM82 228H80V230H81ZM85 229V228H84ZM84 229H82L83 231V233L86 231V232H88L87 230H84ZM88 229V228H87ZM212 229V230H211ZM213 229H215V230H213ZM63 230H65V229H63ZM62 230V231H63ZM93 230V229H92ZM148 232H147V231ZM161 230V229H160ZM189 230H190V232H189ZM196 230V231H195ZM67 231H64V232H67ZM71 231V233L69 234V232ZM97 231V230H96ZM139 231V232H140ZM157 231H159V229L157 230ZM189 232L190 234H188V233H186V232ZM212 231H213V234H214V238H213V234H212ZM227 233H226V232ZM61 232V231H60ZM136 232V231H135ZM161 232V231H160ZM100 233V232H99ZM144 233V232H143ZM157 233V232H156ZM159 233V232H158ZM62 234V233H61ZM64 234V233H63ZM82 234V233H81ZM151 234V235H152ZM188 234V235H187ZM210 234H211V236H212V238H211V236H210ZM251 234V235H250ZM86 235L87 234H85V237H86ZM157 235H159V234H157ZM161 235V234H160ZM195 235V234H194ZM218 235H221V237H225V236H223V235H230V237H228V236H226V237H228V238H224L223 240H221V239H216L215 240V236H217L218 238L220 237V236H218ZM240 235V234H239ZM63 236V235H62ZM61 236V237H62ZM72 236V235H71ZM82 237H83V235H81ZM90 236V235H89ZM96 236V235H95ZM95 236H93V237H95ZM148 236H150V235H148ZM168 236V237H167ZM170 236V237H169ZM173 236V235H172ZM70 237V236H69ZM80 237V236H79ZM135 237V236H134ZM174 238H176L175 237V234H174V236H173ZM216 237V238H217ZM244 237V236H243ZM55 238V239H54ZM67 240H66V239ZM156 238V237H155ZM173 238V239H174ZM194 238V239H193ZM246 238V237H245ZM244 238V239H245ZM64 239L67 241H64ZM78 239V238H77ZM171 239H172V237H171ZM173 239L171 240V241H173ZM177 239V238H176ZM176 239H174V240H176ZM201 239V240H202ZM237 239V240H236ZM241 239H243L242 238V236H241ZM247 239V238H246ZM85 240V239H84ZM133 240H134V238H133ZM133 240H132V242H133ZM77 241V240H76ZM76 241H75V244H76ZM116 241V240H115ZM128 241V240H127ZM136 241V240H135ZM156 241V240H155ZM191 241V242H190ZM68 242V243H69ZM129 242H131V239L129 240ZM131 242V243H132ZM138 242V241H137ZM196 242V241H195ZM198 242V241H197ZM201 242V241H200ZM239 242V244H240V240L238 241ZM243 242V241H242ZM259 242V244L261 243V248H262V251H260V248H258V247H260V245H257V243ZM130 243V244H131ZM134 243V242H133ZM132 243V244H133ZM139 243V242H138ZM138 243H136L137 245H138ZM174 243V242H173ZM72 244V243H71ZM129 244V245H130ZM131 244V245H132ZM144 244V243H143ZM176 244H179V243H177L176 242ZM202 244V243H201ZM69 245H70V243H69ZM134 245H135V243H134ZM141 245H142V243H141ZM181 245V244H180ZM189 245V244H188ZM200 245V244H199ZM241 245V244H240ZM258 246L257 248H258V250L259 251H257V249H256V247L255 246ZM72 246V245H71ZM106 246V245H105ZM114 246H116V245H114ZM138 246H140V245H138ZM138 246H136V249L138 248ZM144 246V245H143ZM193 246V245H192ZM195 246V245H194ZM190 247L191 248V250H192V252L191 253H194V254H192V256L193 255H195V254H198L199 255V253L202 251V250H200L199 251V249L197 248V246L196 247ZM202 246V245H201ZM237 246H238V244H237ZM241 246V247H242ZM76 247V246H75ZM85 247V246H84ZM108 247V246H107ZM110 247V246H109ZM131 247H135V246H131ZM141 247V246H140ZM145 247H147V246H145ZM209 247V248H208ZM246 247H244V249L246 248ZM72 249H73V247H71ZM88 248V247H87ZM115 248V247H114ZM126 248V247H125ZM129 248V247H128ZM214 248V249H213ZM243 248V247H242ZM89 249V248H88ZM96 249V248H95ZM130 249V248H129ZM129 249H126L127 251L129 250ZM133 248H131L130 249V251L132 250ZM139 249V248H138ZM142 249H144V250H146L144 247H142ZM141 249V250H142ZM237 249V250H236ZM241 249V248H240ZM248 249V248H247ZM78 250V249H77ZM110 250V249H109ZM124 251L125 253H127V251ZM134 250V249H133ZM144 250H142V251H144ZM203 250H204V248H203ZM249 250H248V252H247V256H249ZM75 251V250H74ZM86 251V250H85ZM139 251H140V249H139ZM155 251V252H154ZM243 251V250H242ZM245 251V250H244ZM253 251V252H252ZM112 252V251H111ZM129 252V251H128ZM147 252L145 251V253L147 254ZM184 252V251H183ZM212 252V251H211ZM210 252V253H211ZM246 252V251H245ZM244 252V254H245V256H246V253ZM79 253V252H78ZM124 253V254H125ZM154 253H155V255H157L156 257H155V255H154ZM180 253V254H179ZM202 253H205V254H207V253H209V252H202ZM70 254H72V252L70 253ZM74 254V253H73ZM84 254V253H83ZM87 254V253H86ZM119 253H117V255H118ZM134 254V255H135ZM189 254V253H188ZM254 254H250V257H251V255H253L252 257H253V260L254 261H258V259H255L254 257H255V255ZM101 255V254H100ZM112 255V254H111ZM115 255H116V253H115ZM115 255H113V256H115ZM117 255H116V257H117ZM127 255H128V253H127ZM126 254H125V261H126V264H127V262H131L132 261V263H133V260H134V255H133V260H129L128 258V261L126 260V256H127ZM131 255H130V257H131ZM159 255V256H158ZM183 255H185V254H183ZM198 255H197V257H198ZM202 255V254H201ZM213 255H215L214 254V252H213ZM75 256V255H74ZM112 256V257H113ZM119 256V255H118ZM120 256H122V255H120ZM154 256V257H153ZM188 256V255H187ZM115 257V258H116ZM128 257V256H127ZM163 257V256H162ZM162 257H160V258H158V260L160 259L161 260V258ZM164 257V258H165ZM172 257V256H171ZM170 257V258H171ZM191 257V256H190ZM193 257H195V256H193ZM197 257H195V258H193V259H190V258H185V260H183V258L182 259H180L179 261H178V263L177 264H200V263H205L206 261H208V260H206V261H200V259H198V261H200V262H198L197 261ZM207 257H209V256H205V257H203V258H207ZM251 257V258H252ZM76 258V257H75ZM77 258H78V256H77ZM114 258V257H113ZM114 258V259H115ZM120 258V257H119ZM118 258V259H119ZM123 259H124V257H122ZM121 258V259H122ZM257 258V257H256ZM74 259V258H73ZM71 257H70V261H72V262H70L69 264H75V263H73V262H75V260H77V259H75V260H73ZM82 258H80L79 259V261L81 260ZM112 259V258H111ZM114 259H113V262H115L114 261ZM121 259H120V261H121ZM163 259V258H162ZM167 259L168 258H166V261H167ZM202 259V258H201ZM208 259V258H207ZM228 259V260H229ZM57 260V261H56ZM65 260H67V259H65ZM115 260H117V259H115ZM150 260V262H148ZM159 260V261H160ZM214 260V259H213ZM225 260V259H224ZM246 260V259H245ZM63 261V260H62ZM85 261V260H84ZM88 261H89V259H88ZM111 261V260H110ZM119 261V260H118ZM118 261H116V262H118ZM122 261H124V260H122ZM124 261V262H125ZM158 261V262H159ZM163 261V263H167V262H165L164 260H162ZM168 261H169V259H168ZM171 261V260H170ZM169 261V262H170ZM212 261V260H211ZM218 261V260H217ZM226 261V260H225ZM230 261V260H229ZM248 261V260H247ZM61 262V261H60ZM65 262V261H64ZM67 263L69 262L68 260L66 261ZM86 262H87V260H86ZM107 262V261H106ZM112 262V261H111ZM139 262H137V263H139ZM155 262H156V260H155ZM176 262V261H175ZM220 262V261H219ZM222 262V261H221ZM245 262V261H244ZM249 262H250V259H249ZM253 262V261H252ZM76 263H77V261H76ZM80 263H81V261H80ZM79 263V264H80ZM94 263V262H93ZM92 263V264H93ZM96 263V262H95ZM98 264H99V262H97ZM96 263V264H97ZM108 263V262H107ZM119 263V262H118ZM123 262H120V264H122ZM131 263V264H132ZM133 263V264H134ZM170 263H173V262H170ZM169 263V264H170ZM209 263H210V261H209ZM66 264V263H65ZM84 264H86V263H84ZM90 264H91V262H90ZM101 264V263H100ZM110 264H112V263H110ZM117 264V263H116ZM125 264V263H124ZM139 264H141V262L139 263ZM160 264H162V262L160 263ZM168 264V263H167ZM176 264V263H175ZM215 264H220V263H215ZM247 264V263H246ZM251 264H254V262L253 263H251Z\"/></svg>","mask_w":264,"mask_h":264}]
</instances>
